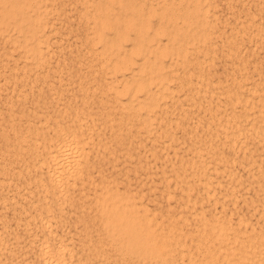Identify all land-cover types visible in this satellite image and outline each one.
<instances>
[{"label":"rangeland","instance_id":"obj_1","mask_svg":"<svg viewBox=\"0 0 264 264\" xmlns=\"http://www.w3.org/2000/svg\"><path fill=\"white\" fill-rule=\"evenodd\" d=\"M105 1H106V3H105ZM193 1L195 2V0H189V1L188 0H156V1L155 0H40V4L43 5L42 8L45 10V12H44V14L42 16V25H40V27H39V29L41 28V30H39V32H38V35L40 36V41H39L38 45H39V51H41V52H40V57H36L37 59L29 57V56L27 57V59H25L26 56L24 55V51H22V49L20 47L13 45V42L10 39L14 35H16L13 28H12L11 31L9 30V29H11L10 27L6 28V30L3 29L5 32L9 31L8 33L6 32L7 34L4 33L3 30H0V35H1L0 36V57H1L0 58V127H1L0 128V150H1V152H0V154H1L0 155V168L2 169V170L0 169L1 170V172H0L1 176L0 177H3V179L0 178V187H2V189H0V201H1L0 202V206L3 207V208L0 207L1 208L0 209V241L3 242V244H2V242H0L2 244V245L0 244L1 245L0 246V252H1L0 253V260H1L0 264H8V262H9V264H22V262H23V264H42V263H44V261L41 260V258H40V256H42L43 254H41L42 252L39 253L40 252V250H39L40 241L42 242L40 245H42L43 247L46 245V247H48V248L51 247L53 244L55 246L59 245L61 241H62L61 244H63V245H64V243H68V244L65 245V247L67 245H69L72 248L69 247V246H67L66 248L64 247V249H66V252L69 251L68 255H66L64 257L67 259V257L71 255L68 258L69 262L66 259L64 260L67 264H69V263H74V264H93L94 260H95L94 261L95 264H101V263L102 264H105V263H107V264H117V263H119V264H122V263L123 264H126V263L127 264H135L136 263L137 264V263H139V261H141L140 262L141 264H145V262L147 264H152L153 262H154V264H158L155 261L146 260L147 258H145L144 260L142 258H141L142 260L140 258L138 259V257H135V256H134L135 257L134 258V257H132L133 255H131V254H126V256H125L122 253L121 255H123V257H121L120 256L121 252L119 251L118 248H116L117 246L116 245L113 246L110 243L109 238L107 237V235L105 233V230H103V228L101 226V222L99 220L100 217H99L98 212L96 211V208H95L97 206V204H98V201H99L101 195H102L101 194L102 191L103 190H107V189H109L111 191L114 190L113 192L119 193L120 195H123L125 193L129 194L131 196V200L136 203V206L140 207V208H143L144 211H146V213L148 215L147 217H148L151 229H155L156 233H160V232L161 233H165V232L166 233H171V231L174 232L175 234L177 233L176 235L178 237L179 243H177V245H176V243H173L172 245H174V246L171 245L173 247V250H171V251H173V253L174 252L175 253L171 255L172 252L169 251L170 255H168L169 258L167 260L168 263H170L171 260H172L171 264H178L179 262H180L179 264H181L182 261H183V264H191V262H188L187 256H188V258H190L192 260V262L194 264H204V263L205 264H208V263L209 264H214L212 262L210 263L209 253H207V252L210 251V246L211 245H212L213 248L216 247L215 243L208 244V248H207V246H204L205 249H204V247L202 249V246L205 243V239H203V238L207 237L206 234L208 233V230L205 231L208 228L207 225H205V223L210 222L211 221V219H210L211 217H212V223L216 222V220L217 221L218 220L219 221L220 220L224 221L225 219H227L225 221H227V222L229 221L231 226H234V225L237 224L239 226L246 227L248 233L255 232V233H258V234H264V232H262V229L264 230V212H263V214H262V212H260L262 210L264 211V205H263L264 197L261 198V196H264V192H263L264 189H262L260 191V187H259V186H261V188L264 187V180H263L264 179V176H263L264 175V165H263L264 164V156H262L263 153H264V150L262 149V148H264V144H263L264 143V136L261 134V132H263V134H264V125H263L264 124V111H263L264 110V101H263L264 100V35H263L264 34V0H258V1L257 0L256 1L255 0H244V1L243 0H226V1L225 0H222V1L221 0H209V1L206 0L205 2L208 3V6L205 9L206 11L203 12L204 15L206 16V18L203 15V16H201V17L199 16L197 18L193 17V19H192V17H188L187 15L190 14L189 13V9L191 8ZM198 1L200 3L202 1V4H205L203 2V0H198ZM123 2H125V3L128 2L129 3V7L127 9H121L120 8V5ZM145 2L146 3L148 2L147 3L148 6H147V4H145ZM154 3H155V5H154ZM57 4H58V6H57ZM102 5H105V8H108L106 13H109L110 15L116 14L117 16H122V15H124L125 17L128 16L127 18H130L131 22H138V19L140 17H142L141 20H145L147 22V28L142 33L136 34L137 30L130 29L128 31L129 34H128L127 38H123L119 42L118 51H119V53H122V52L123 53H129L130 52L129 49H133V47H135L137 45V42L139 41V39H140V45H144V44L147 43V44H149L150 49L145 50V48L141 46L142 53L139 54V55L134 53L131 56L132 58L134 57L135 63L134 64L131 63L130 66L128 65L129 66L128 68H123L122 70H119V71L117 70L118 72L117 71H113V74H111L112 70H109V68L106 66L107 65V61H108L107 60V55H103L102 56L101 54H99L100 50H101L99 48L100 47V43H98L96 40L94 41L95 36H94L93 31L91 29L92 28L91 23H93L92 19L101 16L103 14V12H104V10L102 12H99V7L102 6ZM47 6H48V8H47ZM179 6H180V8H178ZM189 6H190V8H189ZM112 7H114L115 9L112 8ZM186 8H188V9H186ZM95 9H97V10H95ZM120 9L123 10V11H119ZM65 10H66V12H65ZM88 10H90V11H88ZM168 10L170 12H168ZM185 11H186V14H185ZM209 11H210V13H209ZM168 13H169V15H168ZM166 14H167V16H166ZM175 14H176V16H175ZM181 15H183V16H181ZM241 16H242V18H241ZM54 17H55V19H54ZM234 17H235V19H234ZM52 18H53L54 21L51 20ZM200 18H201V20H200ZM57 19H58V21H57ZM49 21H50V23H49ZM240 21L241 22L243 21L242 24L240 23ZM154 23H156V25ZM181 23H182V25H181ZM201 23H203V24H201ZM260 23H263V26H260ZM194 24H196V25H194ZM153 25L155 26V30L153 28L154 27ZM186 25L188 26V28H186L187 27ZM179 27H180V29H179ZM183 27H184V29H183ZM236 27H238V28H236ZM192 28H194V29H192ZM195 29H197V30H195ZM103 31H105V37L106 38L108 37L107 39H109V38H110V40H112V38L114 39V35H113L114 31H113L112 28L104 29ZM196 31H198V33ZM205 31H206V33H204ZM258 31H260V32H258ZM90 32H91V34H90ZM207 32H209V33H207ZM62 33H64V35ZM149 33H151V35ZM257 33L259 34L260 37L257 35ZM5 34H6V36H5ZM171 34H173V35H171ZM195 34H197V35H195ZM200 34L203 35V36H201V39H200ZM10 35H12V37ZM175 35L177 36L176 38L174 37ZM252 35H254V36H252ZM3 36H5V37H3ZM7 36H8V38H7ZM41 36L43 37V39L41 38ZM186 36H187V39H186ZM1 37L3 38V40H2ZM59 37H60V39H59ZM190 37H192V39ZM196 38H197V40H196ZM198 39H200L201 41L198 40ZM218 39H219V41H218ZM180 40H181V42H180ZM229 40L230 41L232 40L231 44H230ZM258 40H260V41H258ZM1 41H3V42H1ZM8 41H9V44H8ZM183 41H187L188 43H184ZM223 41H225V43ZM44 42H45V44H44ZM191 42H193L192 45H191ZM1 43H2V45H1ZM132 43H133V45H132ZM173 43H174V45H173ZM208 43H211L213 45H210ZM161 44L162 45L165 44V46L167 45L166 46L167 48L170 47V49L172 50L173 53H174V49H175V54L167 53V54H164V56L162 55L161 57L158 58V61H161L162 65H164V70L168 72V75H169L168 79L169 80L166 83L171 88L168 87L165 90L164 93H166V94H163V95L160 94V97H159L158 101H159V104L162 103L163 105L162 104L161 105L158 104L157 106L156 105L153 106L151 108L152 110L151 109L148 110V113L151 114V115L147 119V120H149V123H150V126L147 129L146 126L144 125V123H142V120H141L143 118V116H145V108H137V107H135V110H134V108H132V106L130 105L131 103H129V101L127 99L128 98V96H127L128 93L121 92L119 94L114 95L113 90L108 88V87H109V84H112V85L118 86V88H120L121 86H119V85H122V83L125 82V81H128V80L131 81L130 78H136V76L139 77L137 79H140V77H141V80L144 79L145 78L144 76L147 75V73H146L147 71H144V72L140 71L139 72L135 68L140 63V61H141L140 58H141V56L143 57V55L145 57L149 56L148 61L150 62L151 61L150 59H152L151 56H153V54H155L157 52L158 47H161ZM232 44H234L235 46L234 45L232 46ZM226 45L228 46V48H227ZM229 45H230V47H229ZM13 46L15 47V49L13 48ZM175 46H176V48H175ZM200 46H201V48H200ZM58 47H60V48H58ZM44 48H45V50H43ZM194 48H195V50H194ZM199 48H200V51H199ZM127 49H128V52H127ZM152 49H153V51H152ZM181 49H182V52H181ZM224 50H226V51H224ZM2 51H3V53H2ZM146 51H147V55H146ZM210 51H212V52H210ZM215 51H216V53H215ZM236 51H238V52H236ZM240 51H242L241 54H240ZM7 53H9V54H7ZM180 53H182V55ZM194 53H195V55H194ZM16 54H18V55H16ZM236 54L240 55V56H236ZM9 55L12 56V57H9ZM46 55H48V57ZM200 56H201V58H200ZM223 56H226V57H223ZM206 57L209 60L212 59L211 61L213 63L209 62V60ZM38 58H39V60H38ZM173 58H174V60H173ZM102 59H103V61H102ZM137 60L138 61L140 60V61L138 62ZM169 61H170V63H169ZM227 62H229V63H227ZM239 62L241 63V65H240ZM164 63L166 64V66H165ZM205 65H206L207 69L205 68ZM95 66H97V68ZM195 66L199 67L202 70L196 68ZM10 67H11V69H10ZM184 67H186V68H184ZM69 68H70V70H69ZM190 68H191V70H190ZM241 68H244V69H241ZM21 69L23 71H21ZM196 70H197V72H196ZM6 71H8V72H6ZM92 71H94V72H92ZM103 71H104V73H103ZM185 71L187 73L189 72V74L184 73ZM194 71L196 73H198V75L196 73H193ZM26 72H27V74H26ZM225 72H226V74H225ZM200 73H203V74H205V76H207V75L208 76L205 77L203 74H200ZM18 74H19V76H18ZM185 74H187V75H185ZM199 74L203 75L204 77L200 76ZM188 75L191 76V77H189ZM242 75H243V77H242ZM250 75L252 77H249ZM196 76H197V78H196ZM246 77H248V78H246ZM117 78H119V79H117ZM123 78H125V80ZM194 78H195V82L193 81ZM213 78L216 79V80H213ZM191 79H192V83L190 82ZM223 81H224V83H223ZM251 81H253V82H251ZM116 82L118 83V85H117ZM120 82H122V83L119 84ZM196 82H197V85H196ZM198 82H200V83H198ZM183 83H184V85L186 83V85L184 86ZM187 83H189V84L191 83L190 85L188 84V87L190 86L191 90H190V87L189 88L187 87ZM242 83L243 84L245 83L246 85L245 84L243 85ZM9 84H10V86H9ZM193 84H194V86H193ZM59 85H60V87H59ZM171 85L173 87L174 86L175 87L172 88ZM219 85H221L222 88L223 87H225V88L222 89V88H220ZM226 85H227V87H226ZM238 85H239V87H238ZM153 86H155V87H153ZM178 86L180 88H178ZM215 87H216L217 91H219V92H217V91L216 92H212V90H214V91L216 90ZM262 87H263V89H262ZM232 88H234V90ZM247 88H249L250 91ZM147 89L150 90V92L154 96L155 95L159 96V93H161V91H162L161 88H157V86L155 84H153V83H147ZM158 89L160 90V92L156 91ZM224 89H226V91ZM195 90H196V92H195ZM203 90H205V93H204ZM245 90H248V91L245 92ZM184 91L186 92V94H185ZM234 91H235V93L237 95L236 94L233 95ZM237 91H238V93H237ZM251 91H252V93H254V92H256V93L252 94ZM201 92L203 93V95H202ZM14 93H16V95ZM213 93H216V94L214 95ZM21 94H23V95L21 96ZM142 94H143V91H140V92L138 91L137 93L135 92V95L136 96L138 95L139 97L142 96ZM188 94H190V95H188ZM195 94H196V96H195ZM217 94H218V96H216ZM246 94H248V95H246ZM78 95H80V96H78ZM165 95H166V97H165ZM176 96H177V98H176ZM212 96H214V97H212ZM235 96H236L237 100L235 99ZM245 96H247L246 98H249V96H250V98H249L250 100L249 99H245ZM83 97H84V99H83ZM205 97H206V99H208V98L209 99L205 100ZM226 97H228V98H226ZM230 97H232V98H230ZM242 97H243V99H242ZM252 97H255V99L252 98ZM251 98H252V100H251ZM261 98L263 99L262 102H261ZM42 99H43V103H42ZM213 99H215L217 101L220 100V102H216ZM4 100H5V102H4ZM98 100H100V101H98ZM122 100H123V102H122ZM227 100L229 101V103H228ZM242 100L245 101V103ZM224 101L226 103H224ZM252 101H253V104H252ZM167 102H168V104H167ZM213 102L214 103L216 102V103L213 104ZM255 102H256V104L260 103V104L257 105V107L260 106L261 110L259 108L255 110V106H256ZM164 103H165V105H164ZM197 103H198V105H197ZM242 103L245 106H243ZM179 104H181V105L179 106ZM202 104H204V105L202 106ZM80 105H81V107H80ZM169 105H170V107H169ZM223 105L225 106L226 110L223 108L224 107ZM26 106L28 107L27 110H26V108H27ZM85 106H86V108H85ZM127 106H129V107L127 108ZM237 106H238V109H237ZM253 106H254V109H253ZM166 107H167V109H166ZM221 107H222V109H224L223 111H225V112L221 111L222 110ZM228 107L229 108L231 107L232 110H231V108L229 109ZM250 107H252V108L250 109ZM61 108L63 109V111L61 110ZM162 108H164V109H162ZM213 108H217L216 111L219 112V113H215L216 111ZM72 109H74V112H73ZM54 110L56 112H54ZM165 110H166V112H165ZM172 110H173V112H172ZM235 110H238L239 112L235 111ZM259 110H260L261 113L259 112ZM213 111H215V112H213ZM82 112H83V115H81ZM131 112L134 113V114H132ZM152 112H154V113H152ZM226 112L228 114H226ZM87 113L89 115H87ZM129 113L131 115H129ZM221 113H222V116H220ZM262 113H263V116H262ZM196 114H198V115H196ZM229 114H230V116H229ZM236 114H237V116H236ZM240 114L241 115L243 114V115L241 116ZM258 114L259 115L261 114L260 115L261 117ZM10 115H11V117H10ZM73 115H74V117H73ZM85 115H86V117H85ZM90 115H91L92 119H91ZM206 115L208 117H206ZM209 115L211 116V118H210ZM225 115H226V117H224ZM250 115H252V117H249ZM80 116L82 117V119H81ZM216 116H217V118H216ZM240 116L244 117V118H241ZM245 116L248 117V119ZM253 116H255V117H253ZM89 117H90V119H89ZM190 117L192 118L191 120H190ZM230 117H231V119H230ZM85 118H86V120H83ZM195 118H197L198 120L195 119ZM203 118H204V120H203ZM205 118H207L208 120L205 119ZM218 118H219L220 122H219V120H217ZM256 118H258L259 120L256 119ZM78 119L79 120L81 119L80 122H82V121L83 122L81 124H78V123H80ZM237 119H238L239 122L237 121ZM90 120H92L91 121L92 124H91ZM172 120H175V121H172ZM195 120H196V122H194ZM205 120H207V121H205ZM222 120H223V122H222ZM253 120L254 121L256 120V121L254 122ZM68 121H69V123H68ZM84 121H85V123H84ZM251 121H253V123ZM168 122H169V124H168ZM229 122H230V124H229ZM259 122L262 123V124H259ZM59 123H61L60 127L62 129L59 127V125H60ZM63 123H65V124H63ZM86 123L90 126L91 132H89L90 130L88 129L89 133L87 132V129H86V126L88 128V125ZM194 123H196V125ZM232 123H234V125L235 124H237V125L234 126ZM245 123H247V124H245ZM250 123H252V125L254 127ZM43 124H45V125H43ZM212 124H214V125H212ZM257 124H259L258 127H257ZM47 125H50L51 127L47 126ZM76 125H78V127ZM224 125L227 126V128ZM247 125H249V126H247ZM192 126L196 127V128H192ZM203 126L205 128H203ZM250 126L252 128H250ZM173 127H174V129L172 130ZM181 127H182V129H181ZM232 127H233V129L235 127H236V129L239 128V127H241V128H240V130H237V131H236V129H234L235 130L234 131V130H231ZM39 128H40V130H39ZM94 128H95V130H94ZM117 128H118V130H117ZM158 128H160V129L158 130ZM57 129H59V131ZM78 129H80V130H78ZM149 129H151V130H149ZM188 129L190 131H188ZM223 129H226L227 131L230 130V134L231 135L235 134V135H233V136L228 135V134L225 135L224 132H222ZM260 129H262V130H260ZM60 130L65 131V132H66V130H67V132H69V130H72V131L75 130L74 132H76V135L80 133L78 135V138L80 140L82 139L81 144L80 145L78 144L79 145L78 149H76V150L73 149L72 156H73L74 160H78V161H76V164L78 162L80 163V164L77 165V167H79L78 170L82 174L79 173V171H77V169L74 168L79 174L76 173V171L74 169H71V166L67 165L68 164V163H66L67 161H64L67 166L64 167V170H62V171H64V173L61 172V174L66 175L65 176L66 179H64L65 178L64 175H61V177L63 179L61 178V182L59 183V185H54L53 181L51 180V178H48L49 175H50L49 174L50 172H48V171L51 168L50 167L51 163L49 162V159L47 158V156H48V153H51L52 151L56 150V145L55 144L58 142L57 139H58V135L60 133ZM84 130H85V132H84ZM99 130H100V132H99ZM186 130L190 133L189 137H188L189 133H187ZM198 130H199V132H198ZM252 130H255L256 134H255V131H252ZM33 131H35V132H33ZM248 131L249 132L251 131L250 134L252 133V135H250ZM48 132L51 135L47 134ZM86 132L88 133V135L91 134V136H89L91 139L89 137H87L88 135H86L87 134ZM94 132H95L96 135L94 134ZM176 132H178V133L175 134ZM238 132L241 133V134L239 133V136L236 135ZM246 132H248L247 135H246ZM257 132H258V134H257ZM81 133L84 134L85 137ZM52 134H53L54 138L51 137ZM213 134H214V136H213ZM243 134L246 137H244ZM80 135H81V138H80ZM98 135H99V137H98ZM257 135H260L261 139ZM95 136H96V138H95ZM174 136H176L177 141H176ZM177 136H179V137H177ZM27 137H29V138H27ZM32 137H33V139L35 137L34 140L36 142H34V144H33ZM216 137L218 138V140H217ZM230 137H231V140H230L231 142L229 143V138ZM252 137H254V138H252ZM102 138L104 139V141H102L103 140ZM168 138H170V139H168ZM208 138H210L209 139V143H208ZM255 138L258 141H256ZM47 139H50L49 142L47 141ZM223 139H224V141H223ZM240 139H242L244 141H242ZM250 139H251V141H250ZM54 140H56V141L53 142ZM191 140H193L194 144L191 142ZM237 140H239V141H237ZM101 141H102V143H100ZM17 142H18V144H17ZM47 142H48V145H46ZM92 142H93V144H92ZM107 142H109V143H107ZM127 142H128V145H127ZM161 142H162V144H161ZM224 142H225V144H224ZM90 143H91V145H90ZM136 143H137V145H136ZM179 143H180V145H179ZM242 143H243V146L241 147ZM254 143H255L256 146L255 145L252 146ZM10 144H11V146H10ZM16 144H17L18 147H16ZM212 144H215V146L212 145ZM20 145H21V147H20ZM32 145H33V147H32ZM162 145H163L164 149L162 148ZM188 145H190V146H188ZM207 145H208L209 148L207 147ZM89 146H92V147H89ZM96 146H97V149L95 148ZM154 146H157V147L154 148ZM226 146H227V148H226ZM48 147H49V149H48ZM80 147H81V149H80ZM232 147H233V149H232ZM260 147H262V148H260ZM35 148H37V149H35ZM86 148H87V151H86ZM148 148L150 150L153 149V152H152V150L149 151ZM159 148H161V149L159 150ZM219 148H221V150ZM248 148L249 149L251 148V149L248 150ZM47 149H48V151H47ZM129 149H130V151H129ZM191 149H192V151H191ZM193 149H195L196 151L193 150ZM226 149H228V151ZM84 150H85V153H84ZM197 150L199 152L198 154H197ZM204 150H206V151L204 152ZM242 150H244V152H246V153H243ZM18 151H20L22 153H20V155H19ZM38 151L40 153H38ZM88 151H89V153H87ZM2 152H4V153H2ZM16 152H17V154H16ZM46 152H48V153L45 154ZM92 152H94V154ZM207 152L210 153V154H207ZM233 152H235V153H233ZM76 153H77L78 156L81 155L79 157V159H78V156L76 155ZM150 153L152 155H149ZM250 153H251L252 157L250 156ZM211 154H213V155H211ZM221 154H223V155H221ZM234 154H235V156H233ZM4 155L7 158L4 157ZM36 155H37V157H36ZM122 156H123V158H122ZM174 156H175V158H174ZM200 156H201V158H200ZM208 156L210 157V159H209ZM238 156H240V158H238ZM34 157H35L36 161H35ZM194 157H196V159ZM232 157H233V159H231ZM234 157L235 158L237 157V159H234ZM160 158H162V159H160ZM244 158L246 159V162H245ZM32 159H33V161H32ZM190 159H191V161H190ZM197 159L200 160V161H197ZM213 159L215 161H213ZM216 159H219V160L216 161ZM3 160H4V162H3ZM227 160L229 161L228 163H227ZM45 161H46V163H45ZM177 161H178V163H176ZM196 161H197V163H196ZM204 161H205V163H204ZM219 161H221V162L219 163ZM241 161L245 162V163H242ZM31 162H32V164H34V163L35 164L32 165ZM235 162H237V163H235ZM253 162H255L257 165H259V168ZM6 163H7V166H5ZM189 163H191V164H189ZM45 164H47V165H45ZM173 164H174V167H173ZM200 164H202V166ZM204 164H206V165H204ZM212 164H214L215 166H213ZM227 164L230 165V166H228ZM236 164L237 165L240 164V165L237 166ZM8 165L10 167L12 166L11 167L12 169ZM38 165H39V167H37ZM44 165H45V167H44ZM145 165H146V167H145ZM194 165H196V166L194 167ZM199 165H200V167H199ZM222 165L223 166L225 165L227 170L225 169V167H222ZM34 166H35V168H34ZM241 166L244 167L243 171H242ZM246 166L249 167L248 168L249 171L247 170L249 173L246 172V169H247ZM262 166H263V168H262ZM97 167H99V168H97ZM210 167L212 169H213V167H214V169H215V167L218 168V169H216V171L212 170V169L209 170ZM221 167L223 168V171H221L222 170ZM132 168H134V169L132 170ZM192 168H193L194 171L192 170ZM202 168H204L203 170H205V173L202 170ZM173 169H175L174 171H177L176 172L177 174H175ZM207 169H208V171H207ZM32 170H33V172H32ZM68 170H69V172H67ZM191 170L193 172H190ZM233 170H234V172H233ZM29 171H31V172H29ZM251 171H252V173H251V175H249ZM27 172H29V173H27ZM206 172L210 176H208V174ZM253 172H254V174H253ZM1 173H3V174H1ZM70 173H71V175H70ZM75 173L78 174L79 176H77ZM180 173L182 174V176H181ZM189 173H194V174L191 175ZM232 173H235V176H233ZM80 174H81V177H80ZM139 174L140 175L142 174V175L140 176ZM173 174H174V176H173ZM195 174H197V175H195ZM198 174H199V176H198ZM46 175H47V177H46ZM122 175H125V176H122ZM131 175H132V177H131ZM163 175H164V177H163ZM178 175L180 177L179 179L177 177ZM185 175H187L186 176L187 178L185 177ZM189 175H191V176H189ZM236 175H237V179H236ZM255 175H257V176H255ZM35 176L38 179L37 178L34 179ZM70 176L72 177L71 179H70ZM73 176H74V178H73ZM101 176H103V177H101ZM196 176H198V178H196ZM219 176L222 177L221 178L222 180L220 179ZM76 177H78V179ZM117 177H118V179H117ZM228 177H230L229 178L230 181H229ZM248 177H251V178L248 179ZM261 177H263V178L260 179ZM166 178H167V180L165 181ZM181 178H182V180H181ZM244 178H245V180H244ZM256 178H258V179H256ZM39 179H41L40 182H39ZM79 179H81V181ZM215 179H217V184L215 182ZM226 179H228V181ZM14 180H15V182H14ZM83 180H84V182H83ZM71 181L73 183H71ZM162 181H164V182H162ZM173 181H175V182L172 183ZM181 181H182V183H181ZM183 181H184L185 185L183 184ZM190 181H192L193 185H191V186H193V187L189 186L191 184ZM212 181L216 184L215 186H214V184H211V183H213ZM146 182H148V183H146ZM177 182L178 183L180 182V184L178 185ZM205 182L206 183L208 182L207 183L208 185ZM242 182H243L245 188H243ZM256 182H257V184H256ZM5 183H8L7 187H5L6 186V185H4ZM11 183H14V184H11ZM78 183H80L79 186H78ZM188 183H189V185H188ZM218 183H221L223 185V187H222L221 184H219V186L217 187ZM251 183H253V184H251ZM32 184H33V186H32ZM52 184H53V187H52ZM71 184H72V186H71ZM162 184H163V186H162ZM210 184L212 185V187L214 186L213 187L214 190H213V188H211ZM226 184H227V186H226ZM249 184L251 186L253 185V187H251ZM260 184H263V185H260ZM18 185H20V186H18ZM38 185H40V186L42 185L41 186V191H40V188H39ZM232 185H233L234 188L232 187ZM23 186H24L25 189H23ZM44 186H46L47 188L44 189ZM49 186H51L52 188L49 187ZM178 186H180V188ZM196 186H198L200 188L198 189V188H196ZM202 186L205 187L209 191V193H211V194H208V192H207V190L205 188L204 189L206 191H204ZM254 186H256L257 189ZM59 187H61V188H59ZM181 187L184 188V191L182 190L183 188H181ZM185 187H186V189H191V188L192 189L190 191H188V190L185 189ZM208 187H210V188H208ZM227 187H228V189H227ZM246 187L248 189H250V190L254 189L253 190L254 193H253V191L251 192L250 190L246 189ZM28 188L31 190V192L29 191ZM119 188L121 190H119ZM221 188H223V189L220 190ZM26 189H28V190H26ZM43 189H44V193L42 192ZM51 189L52 190L54 189L53 190L54 193H53V191ZM59 189H60L61 192L59 191V193H58L57 191ZM71 189H72V191H70ZM76 189H78V190H76ZM210 189H212L213 191L212 190L210 191ZM242 189H243V191H242ZM5 190H9L8 192H10V193H8ZM16 190L19 191L18 192L19 194L16 193ZM47 190H48V192H47ZM62 190H64V191H62ZM65 190H67V192ZM223 190L225 191V194L222 193ZM81 191H83V192H81ZM165 191L166 192L169 191V192L165 193ZM182 191L185 192V193L187 192V193L185 194ZM215 191H216V193H215ZM218 191H219V193H222L223 195L222 194L219 195ZM229 191H231V192L228 193ZM34 192L37 193L38 195L35 194ZM51 192L53 193V195L57 194L58 197L57 196H55V197L52 196ZM206 192H207V196L209 195L208 199H206L207 198L206 195H205ZM256 192L259 193V194L261 192L262 193L259 196V194H255ZM4 193H6L7 196ZM160 193H161V195L159 196ZM217 193H218L219 196H217ZM233 193L234 194L236 193V195H234ZM15 194H17V195H15ZM61 194L65 195V196H62ZM70 194H72V195H70ZM95 194H96V196H95ZM245 194H246V196H245ZM253 194H254V196H252ZM186 195H188V198H187ZM204 195H205V197H204ZM221 195L223 197H221ZM225 195H227V196L230 195V198L227 197V196L225 197ZM12 196L14 197V200H13ZM43 196L44 197L46 196V198H45L46 201L43 200L44 198L42 199L43 201L40 200ZM70 196H71V198H70ZM81 196H82V198H81ZM27 197H29V198H27ZM66 197L68 199H66ZM138 197H139V199H138ZM173 197H175V198H173ZM48 198H51V199H48ZM61 198H62V200H64V203L62 202V204H61L62 206L60 205L61 202H59V201H62ZM164 198H166V199H164ZM202 198H203V200H202ZM204 198H205V200H204ZM211 198L214 199V202H213V199H211ZM218 198H219V200L222 199L221 200L222 202L217 201ZM235 198H237V199H235ZM247 198H248V200H247ZM9 199L10 200L12 199V200L10 201ZM78 199H81L82 202H81V200H78ZM93 199H94V201H93ZM144 199H145V201H144ZM185 199H187V202L185 201ZM233 199L235 201H233ZM197 200L200 203H198ZM29 201H30V204H29ZM44 201H45V203H43ZM91 201H93V202H91ZM258 201H260V203H262L261 204L262 208L260 207V203ZM261 201H263V202H261ZM32 202H34V203H32ZM183 202H186V204L189 206V209H188L187 205H185V206L183 205L184 204ZM208 202H210V203H208ZM211 202H213V203H211ZM218 202H220L223 206L221 204H219ZM233 202H234V207L232 206ZM5 203L7 205H5ZM24 203H26V204L24 205ZM53 203L55 205H53ZM142 203H144V204H142ZM181 203H183V204H181ZM236 203H238V204H236ZM246 203L248 204V206H247ZM191 204H192V207H191ZM212 204L213 205L215 204V205L212 206ZM255 204L257 206H255ZM8 205L9 206L11 205V206L9 207ZM20 205L22 206V208H20ZM220 205H221V209L219 208ZM207 206H208V208H205ZM217 206H218L219 209L217 208ZM169 207H170V209H169ZM254 207H256V208H254ZM47 208H49V209H47ZM62 208H64L65 211L62 210ZM200 208H201V210H200ZM222 208H224V209H222ZM253 208L256 211H254ZM11 209H13V211H11ZM36 209L37 210L39 209V212ZM150 209L151 210L153 209L151 211V213H150ZM229 209H231V211ZM16 210H17V212H16ZM26 210H27L28 213L26 212ZM34 210L38 214H36V212ZM45 210L47 212L49 211L48 215H47V213L45 214ZM156 210H158L159 212L156 211ZM251 211H253V212H251ZM3 212L5 214H3ZM54 212H55V214H54ZM152 212H153V214H152ZM187 212H191V213H187ZM211 212H212V214H211ZM8 213H9V215H8ZM19 213H20V215H19ZM43 213L45 215H47L48 218ZM56 213H58L59 215L56 214ZM199 213H202V215L199 214ZM251 213L253 214V216H251L252 215ZM10 214H13V215L10 216ZM49 214H51V218L55 219L54 221H53V219L50 218ZM163 214H165V215H163ZM195 214H196V216H195ZM226 214L228 216H226ZM237 214H238V216H237ZM184 215H185V217H184ZM197 215H198V217H197ZM216 215L218 216V218H217ZM43 216H45V217H43ZM60 216H62V217H60ZM167 216H168V218H167ZM173 216H175V217L173 218ZM180 216H181V219H180ZM200 216H201V218L203 216L202 221L203 222L205 221V222L201 223V225L202 224L203 225L199 228L200 222H201ZM205 216H208L209 218H207ZM260 216H262V217H260ZM9 217H11V218H9ZM13 217L17 218V219H15L16 221L14 220ZM30 217H32V218H30ZM243 217H244L245 220L243 219ZM257 217H258V219H256ZM24 218H26L25 219L26 221L24 220ZM45 218L48 219V220H46ZM214 218H216V219H214ZM39 219H40V227H38ZM185 219H186V221H185ZM240 219H241V221H239ZM251 219H252V221H250ZM166 220H168V221H166ZM187 220H188V222H187ZM199 220H200V222H199ZM207 220H209V221H207ZM13 221H14L15 224L13 223ZM50 221H51V224H50ZM242 221H244L243 223H245V225L244 224L242 225ZM58 222H60V224ZM192 222H193L194 227H193V225H191ZM249 222H251V224H249ZM256 222L258 224L255 225ZM8 223L10 225H8ZM48 223L51 226L50 225L48 226ZM169 223H170V226H169ZM232 223H234V224H232ZM11 224H13V225H11ZM27 224H28V227H27ZM259 225H260V227H259ZM41 226H43V227H41ZM67 226H68V228H67ZM74 226L76 228H74ZM49 227H50V229H49ZM167 228H168V230H167ZM95 229L97 230V232H96ZM202 229H203V232L201 231ZM6 230H7V232H6ZM46 230L48 231V233H46L47 232ZM49 230H51V231H49ZM165 230H167V231H165ZM58 231H60V232H58ZM181 231H182V235L180 234ZM186 231H187V233H184ZM69 232H70V234H68ZM52 233H54V235ZM14 234H16V240L14 239V237H15ZM59 234L62 236L61 238H59V236H60ZM183 235H185L184 236V240L182 238ZM40 236H41V239H40ZM47 236H49V237H47ZM66 237H68V238H66ZM99 237H100V239H99ZM17 238H19V239L17 240ZM51 238H53V239H51ZM54 238H55V241H54ZM105 238H106V241H105ZM42 239H43L44 242L42 241ZM4 240H6L8 242H5ZM49 240L53 241L52 245H51V241H49ZM193 240L195 241V243L193 242ZM15 241H16V243H15ZM256 241H258V240H255L254 243ZM12 242H14L15 244L12 243ZM180 242H181V244H180ZM4 243H5V245H4ZM46 243H49L51 246H48V244H46ZM208 243H209V241H208ZM7 244H8V246L11 244L9 246V249H8ZM102 244L103 245L107 244V245L106 246H102ZM18 245L20 246V248H19ZM54 245L52 247H54ZM192 245L193 246L196 245V246L193 247ZM198 245H199L200 248L198 247ZM3 246H4V248L2 250L1 247H3ZM42 246H40V248H43ZM97 246H98V248H97ZM100 246H101V248H100ZM212 247H211V249H212ZM10 248H12V249H10ZM86 249H87V251H86ZM195 249H196V252H195ZM208 249H209V251H207ZM180 250H181V253H180ZM190 250H192V251H190ZM186 251L187 252L190 251V252H188V254H187ZM200 251H202V252H200ZM212 251H214V250L212 249ZM97 252H98V254H97ZM100 252H101V254H100ZM117 252L119 253V255L117 254ZM93 253H94V255H93ZM113 254H114V257H116V258L113 257ZM88 255H89L90 258L88 257ZM130 255H131V258H129ZM179 255H180V258L182 257L184 259H180ZM193 255H195V256H193ZM171 256H175V257H171ZM82 257H83L84 260H82ZM120 257H121V259H120ZM127 257H128V260L126 262ZM170 258H172V259H170ZM4 259H5V261H4ZM14 259H16V260H14ZM73 259L75 260V262H74ZM177 259H178V261H177ZM98 260H100V261H98ZM133 260H135V261H133ZM76 261H77V263H76ZM82 261H84V262H82ZM129 261H131V263H128ZM113 262H115V263H113ZM215 264H217V263H215Z\"/></svg>","mask_w":264,"mask_h":264},{"label":"bare ground","instance_id":"obj_2","mask_svg":"<svg viewBox=\"0 0 264 264\" xmlns=\"http://www.w3.org/2000/svg\"><path fill=\"white\" fill-rule=\"evenodd\" d=\"M156 1V0H155ZM189 1V0H188ZM206 0H203V2L205 3V4H202V1H201V3L198 1V0H195V2L193 1V3H192V6H191V8H190V6H189V13L190 14H188L187 16L188 17H192V19H193V17H195V18H197V17H201V16H203L204 15V11H206L205 9L207 8V6H208V3L207 2H205ZM209 1V0H208ZM222 1V0H221ZM226 1V0H225ZM244 1V0H243ZM256 1V0H255ZM258 1V0H257ZM57 2V1H56ZM82 2V1H81ZM143 2V1H142ZM153 2V1H152ZM213 2V1H212ZM241 2V1H240ZM250 2V1H249ZM105 3H106V1H105ZM131 3V2H130ZM138 3V2H137ZM148 3V2H147ZM146 2H145V4H147ZM175 3V2H174ZM173 3V4H174ZM185 3V2H184ZM227 3V2H226ZM70 4V3H69ZM100 4V3H99ZM98 4V5H99ZM165 4V3H164ZM167 4V3H166ZM183 4V3H182ZM211 4V3H210ZM259 4V3H258ZM54 5V4H53ZM137 5V4H136ZM154 5H155V3H154ZM181 5V4H180ZM229 5V4H228ZM57 6H58V4H57ZM79 6V5H78ZM131 6V5H130ZM147 6H148V4H147ZM153 6V5H152ZM167 6V5H166ZM213 6V5H212ZM233 6V5H232ZM241 6V5H240ZM247 6V5H246ZM43 7V5H41L40 4V0H0V30H3V29H5L6 30V28H8V27H10L11 29H9L10 31L12 30V28L14 29V31H15V34L16 35H14L13 37H12V35H10L12 38H10L11 39V41L13 42V45L14 46H18V47H20L21 49H22V51H24V55L26 56V58L25 59H27V57L29 56V57H32V58H35V59H37L36 57H40V52L41 51H39V45H38V43H39V41H40V36L38 35V32H39V30H41V28L39 29V27H40V25H42V16H43V14H44V12H45V10L42 8ZM55 7V6H54ZM60 7V6H59ZM129 7V3L128 2H123L121 5H120V8L121 9H127ZM144 7V6H143ZM227 7V6H226ZM46 8V7H45ZM47 8H48V6H47ZM93 8V7H92ZM112 8H114V7H112ZM178 8H180V6L178 7ZM251 8V7H250ZM94 9V8H93ZM107 9L108 8H105V5H102V6H100L99 7V12H102L103 10H104V12H103V14L101 15V16H99V17H97V18H94V19H92V21H93V23H91V25H92V31H93V34H94V36H95V39H94V41L96 40L98 43H100V53L99 54H101L102 56L103 55H107V67L109 68V70H112V73L111 74H113V71H119V70H122L123 68H128L129 66H130V64L131 63H135V61H134V57L132 58L131 56H132V54H137V55H139V54H141L142 53V50H141V46L142 47H144L145 48V50H148V49H150V47H149V44H144V45H140V39H139V41L137 42V45L135 46V47H133V49H129V53H123L122 51V53H119V51H118V47H119V42L121 41V39H123V38H127V36H128V31L130 30V29H135V30H137L136 31V34H139V33H142L143 31H145V29L147 28V22L145 21V20H141V18L142 17H140L139 19H138V22H131L130 21V18H127L128 16H124V15H122V16H117L116 14H113V15H110L109 13H106V11H107ZM115 9V8H114ZM119 10V11H123V10ZM175 9V8H174ZM184 9V8H183ZM186 9H188V8H186ZM95 10H97V9H95ZM143 10V9H142ZM181 10V9H180ZM228 10V9H227ZM239 10V9H238ZM88 11H90V10H88ZM138 11V10H137ZM148 11V10H147ZM236 11V10H235ZM248 11V10H247ZM65 12H66V10H65ZM92 12V11H91ZM168 12H170L169 10H168ZM178 12V11H177ZM252 12V11H251ZM209 13H210V11H209ZM183 14V13H182ZM185 14H186V11H185ZM168 15H169V13H168ZM171 15V14H170ZM180 15V14H179ZM208 15V14H207ZM91 16V15H90ZM132 16V15H131ZM137 16V15H136ZM145 16V15H144ZM148 16V15H147ZM166 16H167V14H166ZM165 16V17H166ZM175 16H176V14H175ZM174 16V17H175ZM181 16H183V15H181ZM205 16V15H204ZM237 16V15H236ZM258 16V15H257ZM261 16V15H260ZM60 17V16H59ZM62 17V16H61ZM238 17V16H237ZM246 17V16H245ZM77 18V17H76ZM149 18V17H148ZM168 18V17H167ZM183 18V17H182ZM205 18H206V16H205ZM241 18H242V16H241ZM54 19H55V17H54ZM172 19V18H171ZM234 19H235V17H234ZM249 19V18H248ZM51 20H53V18L51 19ZM156 20V19H155ZM196 20V19H195ZM200 20H201V18H200ZM211 20V19H210ZM54 21V20H53ZM57 21H58V19H57ZM173 21V20H172ZM182 21V20H181ZM186 21V20H185ZM213 21V20H212ZM234 21V20H233ZM257 21V20H256ZM155 22V21H154ZM201 22V21H200ZM199 22V23H200ZM205 22V21H204ZM243 22V21H242ZM242 22L240 21V23L242 24ZM246 22V21H245ZM252 22V21H251ZM49 23H50V21H49ZM48 23V24H49ZM64 23V22H63ZM137 23V24H136ZM163 23V22H162ZM176 23V22H175ZM180 23V22H179ZM256 23V22H255ZM44 24V23H43ZM155 25H156V23H154ZM201 24H203V23H201ZM211 24V23H210ZM239 24V23H238ZM262 24V25H261ZM51 25V24H50ZM58 25V24H57ZM56 25V26H57ZM181 25H182V23H181ZM194 25H196V24H194ZM154 26V25H153ZM184 26V25H183ZM187 26V25H186ZM246 26V25H245ZM260 26H263V23H260ZM168 27V26H167ZM176 27V26H175ZM205 27V26H204ZM244 27V26H243ZM110 28H112L113 29V35H114V39L112 38V40H110V38L109 39H107L106 37H105V31H103L104 29H110ZM154 28V30H155V26L153 27ZM186 28H188V26L186 27ZM209 28V27H208ZM223 28V27H222ZM236 28H238V27H236ZM54 29V28H53ZM179 29H180V27H179ZM183 29H184V27H183ZM192 29H194V28H192ZM200 29V28H199ZM203 29V28H202ZM207 29V28H206ZM228 29V28H227ZM195 30H197V29H195ZM233 30V29H232ZM236 30V29H235ZM251 30V29H250ZM43 31V30H42ZM175 31V30H174ZM178 31V30H177ZM194 31V30H193ZM210 31V30H209ZM227 31V30H226ZM229 31V30H228ZM3 32L4 33H8L9 31H4L3 30ZM152 32V31H151ZM182 32V31H181ZM191 32V31H190ZM197 33H198V31H196ZM214 32V31H213ZM212 32V33H213ZM233 32V31H232ZM242 32V31H241ZM258 32H260V31H258ZM6 33V34H7ZM13 33V32H12ZM85 33V32H84ZM145 33V32H144ZM173 33V32H172ZM204 33H206V31L204 32ZM207 33H209V32H207ZM220 33V32H219ZM235 33V32H234ZM6 34H5V36H6ZM63 35H64V33H62ZM90 34H91V32H90ZM112 34V33H111ZM150 35H151V33H149ZM153 34V33H152ZM179 34V33H178ZM216 34V33H215ZM228 34V33H227ZM240 34V33H239ZM246 34V33H245ZM3 35V34H2ZM9 35V34H8ZM112 35V36H113ZM132 35V34H131ZM171 35H173V34H171ZM195 35H197V34H195ZM205 35V34H204ZM209 35V34H208ZM230 35V34H229ZM250 35V34H249ZM257 35L259 36V34L257 33ZM256 35V36H257ZM262 35V34H261ZM264 35V34H263ZM262 35V36H263ZM1 36V35H0ZM5 36H3V37H5ZM62 36V35H61ZM133 36V35H132ZM153 36V35H152ZM155 36V35H154ZM180 36V35H179ZM194 36V35H193ZM201 36H203V35H201L200 34V39H201ZM217 36V35H216ZM238 36V35H237ZM252 36H254V35H252ZM261 36V37H262ZM72 37V36H71ZM111 37V36H110ZM171 37V36H170ZM175 38L177 37L176 35L174 36ZM209 37V36H208ZM223 37V36H222ZM232 37V36H231ZM234 37V36H233ZM250 37V36H249ZM260 37V36H259ZM2 38V37H1ZM7 38H8V36H7ZM41 38L43 39V37L41 36ZM48 38V37H47ZM191 39H192V37H190ZM204 38V37H203ZM59 39H60V37H59ZM58 39V40H59ZM186 39H187V36H186ZM185 39V40H186ZM200 39H198V40H200ZM234 39V38H233ZM263 39V38H262ZM2 40H3V38H2ZM8 40V39H7ZM51 40V39H50ZM49 40V41H50ZM57 40V41H58ZM150 40V39H149ZM152 40V39H151ZM156 40V39H155ZM165 40V39H164ZM170 40V39H169ZM196 40H197V38H196ZM10 41V40H9ZM9 41H8V44H9ZM201 41V40H200ZM203 41V40H202ZM218 41H219V39H218ZM230 41V40H229ZM232 41V40H231ZM231 41H230V44H231ZM235 41V40H234ZM233 41V42H234ZM258 41H260V40H258ZM1 42H3V41H1ZM43 42V41H42ZM164 42V41H163ZM173 42V41H172ZM180 42H181V40H180ZM184 43H188L187 41H183ZM198 42V41H197ZM204 42V41H203ZM221 42V41H220ZM224 43H225V41H223ZM171 43V42H170ZM177 43V42H176ZM192 43L193 42H191V45H192ZM44 44H45V42H44ZM68 44V43H67ZM97 44V43H96ZM155 44V43H154ZM207 44V43H206ZM208 44H210V45H213V44H211V43H208ZM239 44V43H238ZM1 45H2V43H1ZM132 45H133V43H132ZM156 45V44H155ZM173 45H174V43H173ZM178 45V44H177ZM234 44H232V46H233ZM237 45V44H236ZM13 46V48L15 49V47ZM131 46V45H130ZM167 46V45H166ZM165 46V44H161V47H158V50H157V52L155 53V54H153V56H151V58L152 59H150L151 61L149 62L148 61V59H149V56H147V57H145L143 54V57L141 56V61H140V63L137 65V67L135 68L137 71H141V72H144V71H147L146 73H147V75H145L144 77V79H142L141 80V77H140V79H137V78H139V77H137L136 76V78H130L131 79V81H125V82H120L119 84H121L122 83V85H119V86H121L120 88H118V86H115V85H112V84H109V87L108 88H110V89H112L113 90V93H114V95H116V94H119V93H121V92H124V93H128V101H129V103H131L130 105L132 106V108H134V110H135V107H137V108H145V116H143V118L141 119L142 120V123H144V125L146 126V128L148 129L149 128V126H150V123H149V120H147L149 117H150V115L151 114H149L148 113V110H150L153 106H157L158 104H159V101H158V99H159V97H160V94L161 95H163V94H166V93H164L165 92V90L168 88V87H170V86H168L167 85V81L169 80L168 78H169V75H168V72L167 71H165L164 70V65H162V62L161 61H158V58L159 57H161L162 55L164 56V54H167V53H173L172 52V50L170 49V47L169 48H167ZM190 46V45H189ZM227 46V45H226ZM235 46V45H234ZM238 46V45H237ZM254 46V45H253ZM252 46V47H253ZM10 47V46H9ZM8 47V48H9ZM12 47V46H11ZM180 47V46H179ZM184 47V46H183ZM205 47V46H204ZM209 47V46H208ZM229 47H230V45H229ZM251 47V46H250ZM7 48V47H6ZM58 48H60V47H58ZM57 48V49H58ZM85 48V47H84ZM92 48V47H91ZM98 48V47H97ZM128 48V47H127ZM143 48V49H144ZM175 48H176V46H175ZM182 48V47H181ZM186 48V47H185ZM189 48V47H188ZM200 48H201V46H200ZM200 48H199V51H200ZM227 48H228V46H227ZM233 48V47H232ZM236 48V47H235ZM234 48V49H235ZM244 48V47H243ZM12 49V48H11ZM42 49V48H41ZM191 49V48H190ZM189 49V50H190ZM205 49V48H204ZM213 49V48H212ZM233 49V50H234ZM4 50V49H3ZM17 50V49H16ZM43 50H45V48L43 49ZM99 50V49H98ZM186 50V49H185ZM194 50H195V48H194ZM221 50V49H220ZM238 50V49H237ZM240 50V49H239ZM53 51V50H52ZM152 51H153V49H152ZM204 51V50H203ZM224 51H226V50H224ZM20 52V51H19ZM18 52V53H19ZM127 52H128V49H127ZM179 52V51H178ZM181 52H182V49H181ZM208 52V51H207ZM210 52H212V51H210ZM228 52V51H227ZM236 52H238V51H236ZM241 52L242 51H240V54H241ZM2 53H3V51H2ZM21 53V52H20ZM19 53V54H20ZM52 53V52H51ZM57 53V52H56ZM215 53H216V51H215ZM234 53V52H233ZM7 54H9V53H7ZM173 54H175V49H174V53ZM181 55H182V53H180ZM188 54V53H187ZM208 54V53H207ZM225 54V53H224ZM228 54V53H227ZM252 54V53H251ZM250 54V55H251ZM11 55V54H10ZM9 55V57H12V56H10ZM16 55H18V54H16ZM49 55V54H48ZM48 55H46L47 57H48ZM96 55V54H95ZM146 55H147V51H146ZM152 55V54H151ZM180 55V56H181ZM191 55V54H190ZM194 55H195V53H194ZM209 55V54H208ZM213 55V54H212ZM230 55V54H229ZM228 55V56H229ZM232 55V54H231ZM62 56V55H61ZM77 56V55H76ZM174 56V55H173ZM211 56V55H210ZM236 56H240V55H237L236 54ZM249 56V55H248ZM18 57V56H17ZM44 57V56H43ZM106 57V56H105ZM215 57V56H214ZM223 57H226V56H223ZM247 57V56H246ZM245 57V58H246ZM1 58V57H0ZM23 58V57H22ZM57 58V57H56ZM170 58V57H169ZM175 58V57H174ZM174 58H173V60H174ZM193 58V57H192ZM195 58V57H194ZM200 58H201V56H200ZM207 58V57H206ZM212 58V57H211ZM29 59V58H28ZM62 59V58H61ZM181 59V58H180ZM190 59V58H189ZM208 59V58H207ZM206 59V60H207ZM38 60H39V58H38ZM176 60V59H175ZM178 60V59H177ZM191 60V59H190ZM209 60V59H208ZM212 60V59H211ZM211 60H209V62H211V63H213ZM240 60V59H239ZM6 61V60H5ZM79 61V60H78ZM102 61H103V59H102ZM101 61V62H102ZM138 61V60H137ZM136 61V62H137ZM138 61V62H139ZM193 61V60H192ZM252 61V60H251ZM188 62V61H187ZM234 62V61H233ZM237 62V61H236ZM254 62V61H253ZM168 63V62H167ZM169 63H170V61H169ZM182 63V62H181ZM203 63V62H202ZM201 63V64H202ZM227 63H229V62H227ZM240 63V62H239ZM77 64V63H76ZM99 64V63H98ZM165 64V63H164ZM200 64V65H201ZM235 64V63H234ZM244 64V63H243ZM129 65V66H128ZM238 65V64H237ZM236 65V66H237ZM240 65H241V63H240ZM15 66V65H14ZM93 66V65H92ZM165 66H166V64H165ZM185 66V65H184ZM189 66V65H188ZM209 66V65H208ZM215 66V65H214ZM96 68H97V66H95ZM106 67V68H107ZM170 67V66H169ZM187 67V66H186ZM186 67H184V68H186ZM196 67V66H195ZM242 67V66H241ZM53 68V67H52ZM99 68V67H98ZM105 68V69H106ZM196 68H198V69H200L199 67H196ZM202 68V67H201ZM205 68H206V65H205ZM10 69H11V67H10ZM24 69V68H23ZM46 69V68H45ZM174 69V68H173ZM207 69V68H206ZM231 69V68H230ZM241 69H244V68H241ZM69 70H70V68H69ZM85 70V69H84ZM108 70V69H107ZM133 70V69H132ZM190 70H191V68H190ZM200 70H202V69H200ZM21 71H23L22 69H21ZM60 71V70H59ZM117 71V72H118ZM176 71V70H175ZM174 71V72H175ZM181 71V70H180ZM189 71V70H188ZM205 71V70H204ZM239 71V70H238ZM6 72H8V71H6ZM39 72V71H38ZM92 72H94V71H92ZM132 72V71H131ZM177 72V71H176ZM182 72V71H181ZM196 72H197V70H196ZM195 71L193 72V73H196ZM60 73V72H59ZM103 73H104V71H103ZM108 73V72H107ZM180 73V72H179ZM184 73H187L186 71L184 72ZM243 73V72H242ZM14 74V73H13ZM21 74V73H20ZM26 74H27V72H26ZM64 74V73H63ZM109 74V73H108ZM131 74V73H130ZM187 74H189V72L187 73ZM187 74H185V75H187ZM197 75H198V73H196ZM200 74H203V73H200ZM199 74V75H200ZM208 74V73H207ZM225 74H226V72H225ZM22 75V74H21ZM44 75V74H43ZM58 75V74H57ZM204 76H205V74H203ZM203 75H200V76H203ZM210 75V74H209ZM246 75V74H245ZM18 76H19V74H18ZM120 76V75H119ZM135 76V75H134ZM183 76V75H182ZM189 76V75H188ZM203 76V77H204ZM208 76V75H207ZM207 76H205V77H207ZM233 76V75H232ZM255 76V75H254ZM258 76V75H257ZM13 77V76H12ZM32 77V76H31ZM129 77V76H128ZM171 77V76H170ZM189 77H191V76H189ZM202 77V78H203ZM225 77V76H224ZM242 77H243V75H242ZM241 77V78H242ZM249 77H252L251 75L249 76ZM3 78V77H2ZM27 78V77H26ZM67 78V77H66ZM121 78V77H120ZM183 78V77H182ZM196 78H197V76H196ZM246 78H248V77H246ZM8 79V78H7ZM58 79V78H57ZM108 79V78H107ZM110 79V78H109ZM117 79H119V78H117ZM124 80H125V78H123ZM173 79V78H172ZM184 79V78H183ZM208 79V78H207ZM206 79V80H207ZM244 79V78H243ZM123 80V81H124ZM187 80V79H186ZM205 80V81H206ZM213 80H216V79H214L213 78ZM228 80V79H227ZM252 80V79H251ZM255 80V79H254ZM257 80V79H256ZM30 81V80H29ZM115 81V80H114ZM118 81V80H117ZM185 81V80H184ZM194 82H195V78H194V80H193ZM203 81V80H202ZM225 81V80H224ZM224 81H223V83H224ZM262 81V80H261ZM189 82V81H188ZM191 83H192V79H191V81H190ZM214 82V81H213ZM240 82V81H239ZM250 82V81H249ZM251 82H253V81H251ZM72 83V82H71ZM117 83V82H116ZM147 83H153V84H155L156 86H157V88H161V93H159V96H154L151 92H150V90H148L147 89ZM190 83V84H191ZM198 83H200V82H198ZM211 83V82H210ZM222 83V82H221ZM222 83V84H223ZM232 83V82H231ZM256 83V82H255ZM29 84V83H28ZM174 84V83H173ZM188 84L189 83H187V87H188ZM189 84V85H190ZM217 84V83H216ZM220 84V83H219ZM238 84V83H237ZM240 84V83H239ZM243 84V83H242ZM245 84V83H244ZM243 84V85H244ZM117 85H118V83H117ZM178 85V84H177ZM183 85H184V83H183ZM185 85H186V83H185ZM184 85V86H185ZM196 85H197V82H196ZM206 85V84H205ZM211 85V84H210ZM236 85V84H235ZM234 85V86H235ZM246 85V84H245ZM250 85V84H249ZM255 85V84H254ZM9 86H10V84H9ZM12 86V85H11ZM86 86V85H85ZM84 86V87H85ZM101 86V85H100ZM106 86V85H105ZM172 86V85H171ZM193 86H194V84H193ZM209 86V85H208ZM220 86V88H222L221 87V85H219ZM242 86V85H241ZM263 86V85H262ZM7 87V86H6ZM37 87V86H36ZM59 87H60V85H59ZM63 87V86H62ZM77 87V86H76ZM92 87V86H91ZM153 87H155V86H153ZM175 87V86H174ZM173 86H172V88H174ZM190 87V86H189ZM188 87V88H189ZM196 87V86H195ZM226 87H227V85H226ZM236 87V86H235ZM238 87H239V85H238ZM244 87V86H243ZM242 87V88H243ZM8 88V87H7ZM35 88V87H34ZM39 88V87H38ZM82 88V87H81ZM104 88V87H103ZM171 88V87H170ZM178 88H180L179 86H178ZM187 88V89H188ZM223 88H225V87H223ZM222 88V89H223ZM9 89V88H8ZM31 89V88H30ZM97 89V88H96ZM155 89V88H154ZM177 89V88H176ZM209 89V88H208ZM215 89H216V87H215ZM233 90H234V88H232ZM247 89H249V88H247ZM253 89V88H252ZM260 89V88H259ZM262 89H263V87H262ZM261 89V90H262ZM11 90V89H10ZM54 90V89H53ZM101 90V89H100ZM105 90V89H104ZM170 90V89H169ZM181 90V89H180ZM190 90H191V87H190ZM201 90V89H200ZM210 90V89H209ZM225 91H226V89H224ZM237 90V89H236ZM256 90V89H255ZM17 91V90H16ZM40 91V90H39ZM50 91V90H49ZM73 91V90H72ZM140 92V91H143V94H142V96H136L135 95V92L137 93V92ZM156 91H159L160 92V90L158 89V90H156ZM155 91V92H156ZM174 91V90H173ZM204 91V93H205V90H203ZM208 91V90H207ZM206 91V92H207ZM217 91V89L214 91V90H212V92H216ZM248 90H245V92H247ZM249 91H250V89H249ZM259 91V90H258ZM10 92V91H9ZM12 92V91H11ZM18 92V91H17ZM25 92V91H24ZM80 92V91H79ZM108 92V91H107ZM154 92V93H155ZM185 92V91H184ZM195 92H196V90H195ZM211 92V91H210ZM217 92H219V91H217ZM224 92V91H223ZM222 92V93H223ZM261 92V91H260ZM123 93V94H124ZM202 93V92H201ZM226 93V92H225ZM237 93H238V91H237ZM243 93V92H242ZM251 93H252V91H251ZM250 93V94H251ZM254 93H256V92H254ZM254 93H252V94H254ZM15 95H16V93H14ZM31 94V93H30ZM55 94V93H54ZM109 94V93H108ZM107 94V95H108ZM183 94V93H182ZM185 94H186V92H185ZM210 94V93H209ZM212 94V93H211ZM214 95L216 94V93H213ZM228 94V93H227ZM234 94H236L235 93V91H234V93H233V95ZM244 94V93H243ZM242 94V95H243ZM14 95V96H15ZM20 95V94H19ZM23 94H21V96H22ZM113 95V96H114ZM171 95V94H170ZM184 95V94H183ZM188 95H190V94H188ZM187 95V96H188ZM202 95H203V93H202ZM201 95V96H202ZM222 95V94H221ZM237 95V94H236ZM246 95H248V94H246ZM258 95V94H257ZM37 96V95H36ZM78 96H80V95H78ZM195 96H196V94H195ZM211 96V95H210ZM209 96V97H210ZM216 96H218V94L216 95ZM261 96V95H260ZM117 97V96H116ZM165 97H166V95H165ZM174 97V96H173ZM172 97V98H173ZM190 97V96H189ZM208 97V96H207ZM212 97H214V96H212ZM247 96H245V99H249L250 98V96H249V98H246ZM256 97V96H255ZM255 97H252V98H254L255 99ZM10 98V97H9ZM37 98V97H36ZM66 98V97H65ZM64 98V99H65ZM163 98V97H162ZM171 98V97H170ZM176 98H177V96H176ZM200 98V97H199ZM218 98V97H217ZM226 98H228V97H226ZM230 98H232V97H230ZM234 98V97H233ZM252 98H251V100H252ZM263 98V97H262ZM261 98V102H262V99ZM6 99V98H5ZM58 99V98H57ZM83 99H84V97H83ZM113 99V98H112ZM117 99V98H116ZM179 99V98H178ZM193 99V98H192ZM191 99V100H192ZM201 99V98H200ZM209 99V98H208ZM208 99H206V97H205V100H208ZM216 99V98H215ZM215 99H213V100H215ZM221 99V98H220ZM235 99L237 100V98H236V96H235ZM234 99V100H235ZM242 99H243V97H242ZM244 99V100H245ZM124 100V99H123ZM123 100H122V102H123ZM171 100V99H170ZM186 100V99H185ZM203 100V99H202ZM250 100V99H249ZM259 100V99H258ZM98 101H100V100H98ZM112 101V100H111ZM162 101V100H161ZM188 101V100H187ZM216 102H220V100H215ZM226 101V100H225ZM224 101V103H226ZM228 101V100H227ZM243 101V100H242ZM257 101V100H256ZM264 101V100H263ZM4 102H5V100H4ZM8 102V101H7ZM121 102V103H122ZM125 102V101H124ZM166 102V101H165ZM169 102V101H168ZM168 102H167V104H168ZM179 102V101H178ZM200 102V101H199ZM207 102V101H206ZM215 102V103H216ZM241 102V101H240ZM244 103H245V101H243ZM27 103V102H26ZM42 103H43V99H42ZM41 103V104H42ZM173 103V102H172ZM189 103V102H188ZM196 103V102H195ZM194 103V104H195ZM214 102H213V104H215ZM228 103H229V101H228ZM10 104V103H9ZM162 104V103H161ZM161 104H159V105H161ZM220 104V103H219ZM223 104V103H222ZM221 104V105H222ZM231 104V103H230ZM243 104V103H242ZM252 104H253V101H252ZM251 104V105H252ZM255 104H256V102H255ZM258 104H260V103H258ZM258 104H256V106H255V110L256 109H260V106L259 107H257V105ZM75 105V104H74ZM126 105V104H125ZM129 105V104H128ZM163 105V104H162ZM164 105H165V103H164ZM172 105V104H171ZM181 104H179V106H180ZM187 105V104H186ZM190 105V104H189ZM193 105V104H192ZM197 105H198V103H197ZM204 104H202V106H203ZM209 105V104H208ZM218 105V104H217ZM229 105V104H228ZM63 106V105H62ZM91 106V105H90ZM117 106V105H116ZM174 106V105H173ZM210 106V105H209ZM224 106V105H223ZM243 106H245L244 104H243ZM242 106V107H243ZM250 106V105H249ZM27 107V106H26ZM30 107V106H29ZM75 107V106H74ZM80 107H81V105H80ZM89 107V106H88ZM129 106H127V108H128ZM169 107H170V105H169ZM191 107V106H190ZM198 107V106H197ZM205 107V106H204ZM203 107V108H204ZM215 107V106H214ZM31 108V107H30ZM42 108V107H41ZM59 108V107H58ZM63 108V107H62ZM61 108V110L63 111V109ZM85 108H86V106H85ZM114 108V107H113ZM165 108V107H164ZM164 108H162V109H164ZM172 108V107H171ZM181 108V107H180ZM192 108V107H191ZM196 108V107H195ZM224 109H225V106L223 107ZM229 108V107H228ZM231 108V107H230ZM229 108V109H230ZM240 108V107H239ZM249 108V107H248ZM252 107H250V109H251ZM263 108V107H262ZM28 109V107L26 108V110ZM47 109V108H46ZM56 109V108H55ZM83 109V108H82ZM166 109H167V107H166ZM176 109V108H175ZM215 111H216V109L217 108H213ZM221 109H222V107H221ZM224 109H222L221 111H223ZM237 109H238V106H237ZM241 109V108H240ZM249 109V110H250ZM253 109H254V106H253ZM52 110V109H51ZM57 110V109H56ZM73 110V112H74V109H72ZM76 110V109H75ZM87 110V109H86ZM133 110V109H132ZM138 110V109H137ZM152 110V109H151ZM174 110V109H173ZM173 110H172V112H173ZM177 110V109H176ZM210 110V109H209ZM226 110V109H225ZM231 110H232V108H231ZM254 110V111H255ZM261 110V109H260ZM260 110H259V112H260ZM79 111V110H78ZM163 111V110H162ZM188 111V110H187ZM196 111V110H195ZM202 111V110H201ZM208 111V110H207ZM215 111H213V112H215ZM234 111V110H233ZM232 111V112H233ZM235 111H238V110H235ZM244 111V110H243ZM253 111V112H254ZM264 111V110H263ZM39 112V111H38ZM49 112V111H48ZM54 112H56L55 110H54ZM99 112V111H98ZM102 112V111H101ZM158 112V111H157ZM165 112H166V110H165ZM178 112V111H177ZM223 112H225V111H223ZM222 112V113H223ZM228 112V111H227ZM226 112V114H228ZM231 112V111H230ZM239 112V111H238ZM242 112V111H241ZM240 112V113H241ZM245 112V111H244ZM251 112V111H250ZM258 112V113H259ZM8 113V112H7ZM37 113V112H36ZM40 113V112H39ZM46 113V112H45ZM62 113V112H61ZM125 113V112H124ZM132 113V112H131ZM144 113V112H143ZM142 113V114H143ZM152 113H154V112H152ZM181 113V112H180ZM208 113V112H207ZM215 113H219V112H215ZM222 113H221V115L220 116H222ZM248 113V112H247ZM261 113V112H260ZM43 114V113H42ZM51 114V113H50ZM55 114V113H54ZM53 114V115H54ZM126 114V113H125ZM128 114V113H127ZM132 114H134V113H132ZM170 114V113H169ZM172 114V113H171ZM177 114V113H176ZM232 114V113H231ZM238 114V113H237ZM237 114H236V116H237ZM244 114V113H243ZM242 114V115H243ZM256 114V113H255ZM81 115H83V112H82V114ZM87 115H89L88 113H87ZM129 115H131L130 113H129ZM183 115V114H182ZM190 115V114H189ZM196 115H198V114H196ZM201 115V114H200ZM211 115V114H210ZM209 115V116H210ZM241 115V114H240ZM241 115V116H242ZM259 115V114H258ZM261 115V114H260ZM259 115V116H260ZM77 116V115H76ZM96 116V115H95ZM110 116V115H109ZM228 116V115H227ZM229 116H230V114H229ZM240 116V117H241ZM262 116H263V113H262ZM10 117H11V115H10ZM46 117V116H45ZM73 117H74V115H73ZM81 117V116H80ZM85 117H86V115H85ZM90 117H91V115H90ZM90 117H89V119H90ZM99 117V116H98ZM130 117V116H129ZM153 117V116H152ZM206 117H208L207 115H206ZM215 117V116H214ZM219 117V116H218ZM224 117H226V115L224 116ZM246 117V116H245ZM249 117H252V115H250ZM253 117H255V116H253ZM261 117V116H260ZM47 118V117H46ZM45 118V119H46ZM53 118V117H52ZM174 118V117H173ZM210 118H211V116H210ZM216 118H217V116H216ZM241 118H244V117H241ZM240 118V119H241ZM247 119H248V117H246ZM245 118V119H246ZM259 118V117H258ZM258 118H256V119H258ZM11 119V118H10ZM43 119V118H42ZM81 119H82V117H81ZM81 119L79 120V122L81 121ZM91 119H92V117H91ZM94 119V118H93ZM192 118L190 117V120H191ZM195 119H197V118H195ZM205 119H207V118H205ZM221 119V118H220ZM225 119V118H224ZM230 119H231V117H230ZM236 119V118H235ZM253 119V118H252ZM54 120V119H53ZM72 120V119H71ZM83 120H86V118L85 119H83ZM129 120V119H128ZM170 120V119H169ZM198 120V119H197ZM203 120H204V118H203ZM208 120V119H207ZM207 120H205V121H207ZM212 120V119H211ZM217 120H219V118L217 119ZM250 120V119H249ZM259 120V119H258ZM43 121V120H42ZM70 121V120H69ZM69 121H68V123H69ZM92 120H90V122H91ZM172 121H175V120H172ZM185 121V120H184ZM216 121V120H215ZM237 121H238V119H237ZM254 121V120H253ZM253 121H251L252 123H253ZM256 121V120H255ZM254 121V122H255ZM263 121V120H262ZM83 122V121H82ZM82 122H80V123H78V124H81ZM97 122V121H96ZM109 122V121H108ZM192 122V121H191ZM194 122H196V120L194 121ZM218 122V121H217ZM219 122H220V120H219ZM222 122H223V120H222ZM239 122V121H238ZM10 123V122H9ZM41 123V122H40ZM84 123H85V121H84ZM202 123V122H201ZM206 123V122H205ZM252 123H250L251 125H252ZM42 124V123H41ZM47 124V123H46ZM51 124V123H50ZM55 124V123H54ZM53 124V125H54ZM60 125H59V127L61 126V123H59ZM63 124H65V123H63ZM87 124V123H86ZM91 124H92V122H91ZM101 124V123H100ZM157 124V123H156ZM168 124H169V122H168ZM180 124V123H179ZM186 124V123H185ZM195 125H196V123H194ZM199 124V123H198ZM229 124H230V122H229ZM233 125H234V123H232ZM239 124V123H238ZM245 124H247V123H245ZM259 124H262V123H260L259 122ZM259 124H257V127H258V125ZM43 125H45V124H43ZM56 125V124H55ZM88 125V124H87ZM128 125V124H127ZM126 125V126H127ZM138 125V124H137ZM141 125V124H140ZM139 125V126H140ZM178 125V124H177ZM191 125V124H190ZM206 125V124H205ZM212 125H214V124H212ZM226 125V124H225ZM224 125V126H225ZM235 125H237V124H235ZM234 125V126H235ZM242 125V124H241ZM240 125V126H241ZM264 125V124H263ZM10 126V125H9ZM17 126V125H16ZM47 126H50V125H47ZM73 126V125H72ZM77 127H78V125H76ZM85 126V125H84ZM165 126V125H164ZM163 126V127H164ZM173 126V125H172ZM185 126V125H184ZM216 126V125H215ZM218 126V125H217ZM246 126V125H245ZM244 126V127H245ZM247 126H249V125H247ZM253 126V125H252ZM51 127V126H50ZM56 127V126H55ZM70 127V126H69ZM74 127V126H73ZM80 127V126H79ZM93 127V126H92ZM99 127V126H98ZM105 127V126H104ZM103 127V128H104ZM109 127V126H108ZM180 127V126H179ZM188 127V126H187ZM191 127V126H190ZM226 128H227V126H225ZM230 127V126H229ZM254 127V126H253ZM1 128V127H0ZM10 128V127H9ZM26 128V127H25ZM31 128V127H30ZM45 128V127H44ZM48 128V127H47ZM54 128V127H53ZM61 128V127H60ZM59 128V129H60ZM68 128V127H67ZM100 128V127H99ZM192 128H196V127H193L192 126ZM203 128H205L204 126H203ZM211 128V127H210ZM214 128V127H213ZM218 128V127H217ZM240 128L241 127H239V128H237L236 129V127L234 128V129H236V131L237 130H240ZM250 128H252L251 126H250ZM35 129V128H34ZM59 129H57L58 131H59ZM62 129V128H61ZM86 129H87V132H88V129L90 130V126L88 125V128H87V126H86ZM121 129V128H120ZM119 129V130H120ZM125 129V128H124ZM127 129V128H126ZM160 128H158V130H159ZM174 129V127L172 128V130ZM180 129V128H179ZM181 129H182V127H181ZM233 129V127H232V129L231 130H234ZM247 129V128H246ZM249 129V128H248ZM259 129V128H258ZM25 130V129H24ZM36 130V129H35ZM39 130H40V128H39ZM47 130V129H46ZM52 130V129H51ZM50 130V131H51ZM78 130H80V129H78ZM94 130H95V128H94ZM117 130H118V128H117ZM116 130V131H117ZM149 130H151V129H149ZM153 130V129H152ZM203 130V129H202ZM215 130V129H214ZM257 130V129H256ZM260 130H262V129H260ZM75 131V130H74ZM74 131H72V130H69V132H67V130H66V132L65 131H62V130H60V133H59V135H58V139H57V143L55 144L56 145V150L55 151H50L51 153H48V152H46L45 154H47L48 153V156H47V158L49 159V162L51 163V165H50V169H49V171L48 172H50L49 174V177L48 178H51V180L53 181V184L54 185H59V183L61 182V175H64V174H61V172H63L64 173V171H62V170H64V167H66L67 165H69V166H71V169H77V171H79L78 170V168L79 167H77V165L78 164H80L79 162L76 164V161H78V160H74L73 159V156H72V154H73V149L74 150H76V149H78L79 148V145L81 144V141H82V139L80 140L79 138H78V135L80 134H77L76 135V132H74ZM179 131V130H178ZM187 131V130H186ZM188 131H190L189 129H188ZM187 131V133H189ZM235 131V130H234ZM246 131V130H245ZM252 131H255V130H252ZM33 132H35V131H33ZM82 132V131H81ZM84 132H85V130H84ZM86 132V133H87ZM89 132H91V130L89 131ZM88 132V133H89ZM99 132H100V130H99ZM155 132V131H154ZM157 132V131H156ZM180 132V131H179ZM185 132V131H184ZM193 132V131H192ZM198 132H199V130H198ZM209 132V131H208ZM222 132H224V134L225 135H231L230 134V130L229 131H227L226 129H223V131ZM249 132V131H248ZM248 132H246V135H247V133ZM251 132V131H250ZM250 132H249V134H250ZM85 133V134H86ZM88 133L86 134V135H88ZM98 133V132H97ZM178 132H176L175 134H177ZM215 133V132H214ZM232 133V132H231ZM239 133L240 132H238L236 135L237 136H239ZM244 133V132H243ZM21 134V133H20ZM47 134H49V132L47 133ZM56 134V133H55ZM82 134V133H81ZM94 134H95V132H94ZM172 134V133H171ZM170 134V135H171ZM197 134V133H196ZM218 134V133H217ZM241 134V133H240ZM245 134V133H244ZM243 134V135H244ZM255 134H256V131H255ZM257 134H258V132H257ZM261 134L264 136V134H263V132H261ZM30 135V134H29ZM35 135V134H34ZM49 135H51V134H49ZM83 136H84V134H82ZM96 135V134H95ZM100 135V134H99ZM99 135H98V137H99ZM105 135V134H104ZM169 135V136H170ZM174 135V134H173ZM200 135V134H199ZM233 135H235V134H233ZM233 135H231V136H233ZM250 135H252V133L250 134ZM22 136V135H21ZM89 136H91V134H89L87 137H89ZM93 136V135H92ZM132 136V135H131ZM190 136V133H189V135H188V137ZM197 136V135H196ZM195 136V137H196ZM213 136H214V134H213ZM219 136V135H218ZM256 136V135H255ZM259 138H260V135H257ZM262 136V137H263ZM41 137V136H40ZM51 137H53V134H52V136ZM85 137V136H84ZM97 137V138H98ZM136 137V136H135ZM171 137V136H170ZM175 137V139H176V141H177V138H176V136H174ZM177 137H179V136H177ZM206 137V136H205ZM212 137V136H211ZM220 137V136H219ZM244 137H246L245 135H244ZM251 137V136H250ZM27 138H29V137H27ZM31 138V137H30ZM45 138V137H44ZM54 138V137H53ZM80 138H81V135H80ZM90 138V137H89ZM88 138V139H89ZM95 138H96V136H95ZM137 138V137H136ZM217 138V137H216ZM222 138V137H221ZM220 138V139H221ZM228 138V137H227ZM236 138V137H235ZM252 138H254V137H252ZM257 138V137H256ZM255 138V139H256ZM258 138V139H259ZM34 139H35V137H34ZM33 139V137H32V140H33V144H34V142H36L35 140ZM91 139V138H90ZM103 139V138H102ZM151 139V138H150ZM168 139H170V138H168ZM167 139V140H168ZM209 139L210 138H208V143H209ZM214 139V138H213ZM212 139V140H213ZM238 139V138H237ZM247 139V138H246ZM261 139V138H260ZM14 140V139H13ZM49 140L50 139H47V141L49 142ZM52 140V139H51ZM85 140V139H84ZM145 140V139H144ZM153 140V139H152ZM188 140V139H187ZM200 140V139H199ZM203 140V139H202ZM217 140H218V138H217ZM222 140V139H221ZM231 140V137L229 138V143L231 142L230 141ZM233 140V139H232ZM240 140H242V139H240ZM254 140V139H253ZM56 140H54L53 142H55ZM89 141V140H88ZM102 141H104V139L102 140ZM102 141L100 142V143H102ZM223 141H224V139H223ZM237 141H239V140H237ZM242 141H244V140H242ZM247 141V140H246ZM250 141H251V139H250ZM256 141H258L257 139H256ZM255 141V142H256ZM15 142V141H14ZM43 142V141H42ZM48 142L46 143V145H48ZM84 142V141H83ZM137 142V141H136ZM163 142V141H162ZM162 142H161V144H162ZM191 142L193 143V140H191ZM198 142V141H197ZM207 142V141H206ZM226 142V141H225ZM225 142H224V144H225ZM263 142V141H262ZM21 143V142H20ZM38 143V142H37ZM96 143V142H95ZM107 143H109V142H107ZM141 143V142H140ZM172 143V142H171ZM183 143V142H182ZM220 143V142H219ZM228 143V142H227ZM241 143V142H240ZM244 143V142H243ZM243 143H242V145H241V147L243 146ZM260 143V142H259ZM17 144H18V142H17ZM17 144H16V147H18L17 146ZM22 144V143H21ZM79 144V145H78ZM86 144V143H85ZM92 144H93V142H92ZM149 144V143H148ZM190 144V143H189ZM194 144V143H193ZM199 144V143H198ZM221 144V143H220ZM258 144V143H257ZM264 144V143H263ZM24 145V144H23ZM52 145V144H51ZM84 145V144H83ZM90 145H91V143H90ZM103 145V144H102ZM127 145H128V142H127ZM136 145H137V143H136ZM172 145V144H171ZM178 145V144H177ZM176 145V146H177ZM179 145H180V143H179ZM212 145H214L215 146V144H212ZM228 145V144H227ZM230 145V144H229ZM247 145V144H246ZM250 145V144H249ZM255 145V143L252 145V146H254ZM8 146V145H7ZM10 146H11V144H10ZM15 146V145H14ZM104 146V145H103ZM102 146V147H103ZM150 146V145H149ZM173 146V145H172ZM175 146V145H174ZM188 146H190V145H188ZM204 146V145H203ZM213 146V147H214ZM221 146V145H220ZM223 146V145H222ZM231 146V145H230ZM233 146V145H232ZM238 146V145H237ZM256 146V145H255ZM261 146V145H260ZM20 147H21V145H20ZM32 147H33V145H32ZM40 147V146H39ZM42 147V146H41ZM89 147H92V146H89ZM101 147V148H102ZM147 147V146H146ZM157 146H154V148H156ZM171 147V146H170ZM197 147V146H196ZM207 147H208V145H207ZM247 147V146H246ZM9 148V147H8ZM26 148V147H25ZM83 148V147H82ZM96 149H97V146L95 147ZM94 148V149H95ZM137 148V147H136ZM135 148V149H136ZM162 148H163V145H162ZM205 148V147H204ZM209 148V147H208ZM218 148V147H217ZM226 148H227V146H226ZM239 148V147H238ZM257 148V147H256ZM260 148H262V147H260ZM22 149V148H21ZM20 149V150H21ZM35 149H37V148H35ZM44 149V148H43ZM48 149H49V147H48ZM48 149H47V151H48ZM80 149H81V147H80ZM91 149V148H90ZM105 149V148H104ZM149 149V148H148ZM161 148H159V150H160ZM164 149V148H163ZM174 149V148H173ZM172 149V150H173ZM207 149V148H206ZM216 149V148H215ZM220 150H221V148H219ZM232 149H233V147H232ZM246 149V148H245ZM251 149V148H250ZM249 148H248V150H250ZM259 149V148H258ZM257 149V150H258ZM263 150H264V148H262ZM83 150V149H82ZM127 150V149H126ZM152 150V152H153V149H151ZM150 149H149V151H151ZM193 150H195V149H193ZM212 150V149H211ZM218 150V149H217ZM227 151H228V149H226ZM235 150V149H234ZM247 150V149H246ZM256 150V151H257ZM17 151V150H16ZM29 151V150H28ZM36 151V150H35ZM86 151H87V148H86ZM95 151V150H94ZM109 151V150H108ZM112 151V150H111ZM129 151H130V149H129ZM142 151V150H141ZM174 151V150H173ZM191 151H192V149H191ZM196 151V150H195ZM206 150H204V152H205ZM210 151V150H209ZM231 151V150H230ZM243 151V153H246V152H244V150H242ZM241 151V152H242ZM0 152H1V150H0ZM6 152V151H5ZM26 152V151H25ZM76 152V151H75ZM117 152V151H116ZM151 152V153H152ZM181 152V151H180ZM236 152V151H235ZM235 152H233V153H235ZM240 152V151H239ZM249 152V151H248ZM2 153H4V152H2ZM20 153H22V152H20V151H18V154L20 155ZM38 153H40L39 151H38ZM84 153H85V150H84ZM87 153H89V151L87 152ZM93 154H94V152H92ZM99 153V152H98ZM111 153V152H110ZM114 153V152H113ZM141 153V152H140ZM139 153V154H140ZM149 154V155H152V154ZM164 153V152H163ZM169 153V152H168ZM199 152H198V150H197V154H198ZM214 153V152H213ZM16 154H17V152H16ZM33 154V153H32ZM100 154V153H99ZM116 154V153H115ZM170 154V153H169ZM207 154H210V153H208L207 152ZM225 154V153H224ZM261 154V153H260ZM1 155V154H0ZM76 155H77V153H76ZM85 155V154H84ZM164 155V154H163ZM174 155V154H173ZM179 155V154H178ZM202 155V154H201ZM211 155H213V154H211ZM217 155V154H216ZM221 155H223V154H221ZM246 155V154H245ZM249 155V154H248ZM256 155V154H255ZM254 155V156H255ZM259 155V154H258ZM78 156V155H77ZM81 156V155H80ZM80 156H78V159H79V157ZM87 156V155H86ZM101 156V155H100ZM162 156V155H161ZM197 156V155H196ZM219 156V155H218ZM233 156H235V154L233 155ZM241 156V155H240ZM240 156H238V158H240ZM250 156H251V153H250ZM257 156V155H256ZM255 156V157H256ZM262 156H264V153H263V155ZM2 157V156H1ZM4 157H6L5 155H4ZM36 157H37V155H36ZM72 157V158H71ZM93 157V156H92ZM111 157V156H110ZM164 157V156H163ZM169 157V156H168ZM199 157V156H198ZM209 157V156H208ZM230 157V156H229ZM247 157V156H246ZM252 157V156H251ZM7 158V157H6ZM5 158V159H6ZM76 158V157H75ZM104 158V157H103ZM112 158V157H111ZM122 158H123V156H122ZM159 158V157H158ZM174 158H175V156H174ZM173 158V159H174ZM193 158V157H192ZM195 159H196V157H194ZM200 158H201V156H200ZM207 158V157H206ZM248 158V157H247ZM261 158V157H260ZM27 159V158H26ZM34 159H35V157H34ZM85 159V158H84ZM83 159V160H84ZM105 159V158H104ZM160 159H162V158H160ZM172 159V160H173ZM208 159V158H207ZM209 159H210V157H209ZM212 159V158H211ZM223 159V158H222ZM227 159V158H226ZM231 159H233V157L231 158ZM234 159H237V157L235 158L234 157ZM245 159V158H244ZM251 159V158H250ZM46 160V159H45ZM115 160V159H114ZM132 160V159H131ZM169 160V159H168ZM217 160H219V159H216V161ZM230 160V159H229ZM259 160V159H258ZM10 161V160H9ZM20 161V160H19ZM32 161H33V159H32ZM35 161H36V159H35ZM64 161H67L66 163H68L67 165H66V163L64 162ZM190 161H191V159H190ZM197 161H200V160H198L197 159ZM197 161H196V163H197ZM208 161V160H207ZM213 161H215L214 159H213ZM212 161V162H213ZM222 161V160H221ZM221 161H219V163L221 162ZM224 161V160H223ZM232 161V160H231ZM240 161V160H239ZM238 161V162H239ZM250 161V160H249ZM3 162H4V160H3ZM12 162V161H11ZM15 162V161H14ZM41 162V161H40ZM211 162V163H212ZM229 161L227 160V163H228ZM242 162V161H241ZM240 162V163H241ZM245 162H246V159H245ZM245 162H242V163H245ZM259 162V161H258ZM9 163V162H8ZM24 163V162H23ZM44 163V162H43ZM45 163H46V161H45ZM82 163V162H81ZM97 163V162H96ZM176 163H178V161L176 162ZM182 163V162H181ZM202 163V162H201ZM204 163H205V161H204ZM208 163V162H207ZM235 163H237V162H235ZM253 163H255V162H253ZM260 163V162H259ZM2 164V163H1ZM4 164V163H3ZM12 164V163H11ZM14 164V163H13ZM22 164V163H21ZM31 164H32V162H31ZM30 164V165H31ZM35 164V163H34ZM34 164H32V165H34ZM40 164V163H39ZM76 164V165H75ZM86 164V163H85ZM145 164V163H144ZM149 164V163H148ZM159 164V163H158ZM171 164V163H170ZM175 164V163H174ZM174 164H173V167H174ZM189 164H191V163H189ZM224 164V163H223ZM233 164V163H232ZM252 164V163H251ZM256 164V163H255ZM10 165V164H9ZM8 165V166H9ZM31 165V166H32ZM45 165H47V164H45ZM45 165H44V167H45ZM155 165V164H154ZM176 165V164H175ZM201 166H202V164H200ZM200 165H199V167H200ZM204 165H206V164H204ZM213 166H215L214 164H212ZM228 165V164H227ZM237 165V164H236ZM240 164H238L237 166H239ZM248 165V164H247ZM250 165V164H249ZM257 165V164H256ZM255 165V166H256ZM264 165V164H263ZM5 166H7V163H6V165ZM4 166V167H5ZM21 166V165H20ZM23 166V165H22ZM76 166V167H75ZM90 166V165H89ZM144 166V165H143ZM169 166V165H168ZM177 166V165H176ZM196 165H194V167H195ZM228 166H230V165H228ZM10 167V166H9ZM12 167V166H11ZM10 167V168H11ZM19 167V166H18ZM25 167V166H24ZM37 167H39V165L37 166ZM145 167H146V165H145ZM198 167V168H199ZM222 167H225V165L223 166L222 165ZM221 167V168H222ZM247 167V169H246V172H248L249 171V167L248 166H246ZM257 167L259 168V165H257ZM34 168H35V166H34ZM81 168V167H80ZM97 168H99V167H97ZM169 168V167H168ZM197 168V169H198ZM236 168V167H235ZM241 168H242V171H243V168L244 167H242L241 166ZM262 168H263V166H262ZM1 169V168H0ZM5 169V168H4ZM3 169V170H4ZM12 169V168H11ZM10 169V170H11ZM16 169V168H15ZM19 169V168H18ZM25 169V168H24ZM23 169V170H24ZM33 169V168H32ZM39 169V168H38ZM41 169V168H40ZM47 169V168H46ZM74 169V170H75ZM82 169V168H81ZM134 168H132V170H133ZM179 169V168H178ZM182 169V168H181ZM188 169V168H187ZM190 169V168H189ZM196 169V168H195ZM204 168H202V170H203ZM212 168L210 167V169L209 170H211ZM216 169H218V168H216L215 167V169H214V167H213V169L212 170H215L216 171ZM225 169L227 170V168L225 167ZM234 169V168H233ZM2 170V169H1ZM1 170H0V172H1ZM20 170V169H19ZM44 170V169H43ZM70 170V169H69ZM69 170L67 171V172H69ZM84 170V169H83ZM87 170V169H86ZM175 169H173V171H174ZM185 170V169H184ZM192 170H193V168H192ZM190 171V172H193V171ZM201 170V169H200ZM232 170V169H231ZM248 170V171H247ZM18 171V170H17ZM27 171V170H26ZM37 171V170H36ZM39 171V170H38ZM66 171V170H65ZM71 171V170H70ZM76 171V170H75ZM76 171V173H78ZM182 171V170H181ZM188 171V170H187ZM197 171V170H196ZM199 171V170H198ZM204 171V173H205V170H203ZM207 171H208V169H207ZM214 171V172H215ZM221 171H223V168H222V170ZM29 172H31V171H29ZM29 172H27V173H29ZM32 172H33V170H32ZM35 172V171H34ZM66 172V173H67ZM97 172V171H96ZM99 172V171H98ZM175 172V174H177L176 172L177 171H174ZM233 172H234V170H233ZM7 173V172H6ZM5 173V174H6ZM22 173V172H21ZM65 173V174H66ZM75 173V174H76ZM79 173H81L80 171H79ZM78 173V174H79ZM195 173V172H194ZM194 173H189V174H194ZM207 173V172H206ZM239 173V172H238ZM249 173V172H248ZM251 173H252V171L250 172V174L249 175H251ZM256 173V172H255ZM1 174H3V173H1ZM4 174V175H5ZM35 174V173H34ZM33 174V175H34ZM37 174V173H36ZM68 174V173H67ZM74 174V173H73ZM78 174H76L77 176H79ZM82 174V173H81ZM81 174H80V177H81ZM162 174V173H161ZM181 174V173H180ZM200 174V173H199ZM199 174H198V176H199ZM203 174V173H202ZM208 174V173H207ZM219 174V173H218ZM253 174H254V172H253ZM259 174V173H258ZM263 174V173H262ZM10 175V174H9ZM16 175V174H15ZM27 175V174H26ZM32 175V174H31ZM42 175V174H41ZM70 175H71V173H70ZM140 175V174H139ZM142 175V174H141ZM140 175V176H141ZM158 175V174H157ZM191 175H189V176H191ZM195 175H197V174H195ZM205 175V174H204ZM214 175V174H213ZM212 175V176H213ZM232 175L233 176H235V173H232ZM231 175V176H232ZM246 175V174H245ZM1 176V175H0ZM3 176V175H2ZM11 176V175H10ZM37 176V175H36ZM34 177V179H36L37 177ZM43 176V175H42ZM66 175H64V177H65ZM69 176V175H68ZM87 176V175H86ZM122 176H125V175H122ZM148 176V175H147ZM169 176V175H168ZM173 176H174V174H173ZM181 176H182V174H181ZM187 175H185V177H186ZM198 176H196V178H198ZM208 176H210L209 174H208ZM228 176V175H227ZM242 176V175H241ZM240 176V177H241ZM255 176H257V175H255ZM264 176V175H263ZM46 177H47V175H46ZM45 177V178H46ZM101 177H103V176H101ZM131 177H132V175H131ZM163 177H164V175H163ZM166 177V176H165ZM171 177V176H170ZM178 177V179L180 178L179 177V175L177 176ZM203 177V176H202ZM220 177V176H219ZM224 177V176H223ZM254 177V176H253ZM0 178H2L3 179V177H0ZM26 178V177H25ZM33 178V177H32ZM72 177L70 176V179H71ZM73 178H74V176H73ZM77 179H78V177H76ZM109 178V177H108ZM184 178V177H183ZM187 178V177H186ZM193 178V177H192ZM205 178V177H204ZM210 178V177H209ZM222 177H220V179H221ZM227 178V177H226ZM230 177H228V179H229ZM234 178V177H233ZM249 178H251V177H248V179ZM255 178V177H254ZM263 177H261L260 179H262ZM1 179V180H2ZM6 179V178H5ZM22 179V178H21ZM38 179V178H37ZM63 179V178H62ZM64 179H66V177L64 178ZM117 179H118V177H117ZM151 179V178H150ZM185 179V178H184ZM183 179V180H184ZM206 179V178H205ZM224 179V178H223ZM228 179H226L227 181H228ZM236 179H237V175H236ZM241 179V178H240ZM243 179V178H242ZM256 179H258V178H256ZM9 180V179H8ZM11 180V179H10ZM40 180L41 179H39V182H40ZM47 180V179H46ZM50 180V179H49ZM48 180V181H49ZM73 180V179H72ZM80 181H81V179H79ZM90 180V179H89ZM107 180V179H106ZM144 180V179H143ZM167 180V178L165 179V181ZM181 180H182V178H181ZM214 180V179H213ZM222 180V179H221ZM244 180H245V178H244ZM264 180V179H263ZM3 181V180H2ZM1 181V182H2ZM65 181V180H64ZM86 181V180H85ZM124 181V180H123ZM158 181V180H157ZM188 181V180H187ZM186 181V182H187ZM196 181V180H195ZM205 181V180H204ZM208 181V180H207ZM229 181H230V179H229ZM247 181V180H246ZM256 181V180H255ZM14 182H15V180H14ZM27 182V181H26ZM29 182V181H28ZM43 182V181H42ZM51 182V181H50ZM83 182H84V180H83ZM90 182V181H89ZM126 182V181H125ZM162 182H164V181H162ZM175 181H173L172 183H174ZM191 182V184L189 185V183H188V185L189 186H191V185H193L192 184V181H190ZM197 182V181H196ZM195 182V183H196ZM201 182V181H200ZM213 182V181H212ZM215 182H216V184H217V179H215ZM224 182V181H223ZM44 183V182H43ZM48 183V182H47ZM46 183V184H47ZM52 183V182H51ZM69 183V182H68ZM71 183H73L72 181H71ZM109 183V182H108ZM146 183H148V182H146ZM178 183V182H177ZM176 183V184H177ZM181 183H182V181H181ZM194 183V184H195ZM199 183V182H198ZM202 183V182H201ZM204 183V182H203ZM206 183V182H205ZM208 183V182H207ZM206 183V184H207ZM210 183V182H209ZM222 183V182H221ZM221 183H218V185H217V187L219 186V184H221ZM260 183V182H259ZM262 183V182H261ZM7 184L8 183H5L4 185H6L5 187H7ZM11 184H14V183H11ZM20 184V183H19ZM28 184V183H27ZM35 184V183H34ZM53 184H52V187H53ZM62 184V183H61ZM60 184V185H61ZM65 184V183H64ZM63 184V185H64ZM79 184L80 183H78V186H79ZM99 184V183H98ZM104 184V183H103ZM140 184V183H139ZM180 184V182L178 183V185ZM183 184H184V181H183ZM211 184H214V186L216 185L214 182L213 183H211ZM210 184V185H211ZM229 184V183H228ZM241 184V183H240ZM242 184H243V182H242ZM251 184H253V183H251ZM256 184H257V182H256ZM44 185V184H43ZM93 185V184H92ZM126 185V184H125ZM185 185V184H184ZM205 185V184H204ZM208 185V184H207ZM222 185V184H221ZM250 185V184H249ZM259 185V184H258ZM260 185H263V184H260ZM3 186V185H2ZM11 186V185H10ZM18 186H20V185H18ZM32 186H33V184H32ZM39 186V188H40V191H41V186L40 185H38ZM65 186V185H64ZM71 186H72V184H71ZM115 186V185H114ZM162 186H163V184H162ZM168 186V185H167ZM174 186V185H173ZM172 186V187H173ZM182 186V185H181ZM187 186V185H186ZM213 186V187H214ZM226 186H227V184H226ZM251 186V185H250ZM49 187H51V186H49ZM51 187V188H52ZM58 187V186H57ZM110 187V186H109ZM179 188H180V186H178ZM191 187H193V186H191ZM203 187V186H202ZM212 187V185H211V188H213ZM222 187H223V185H222ZM231 187V186H230ZM229 187V188H230ZM232 187H233V185H232ZM236 187V186H235ZM251 187H253V185L251 186ZM250 187V188H251ZM256 189H257V187L256 186H254ZM260 187V191L262 190V189H264V187L263 188H261V186H259ZM47 187L46 186H44V189H46ZM59 188H61V187H59ZM65 188V187H64ZM113 188V187H112ZM111 188V189H112ZM137 188V187H136ZM171 188V187H170ZM174 188V187H173ZM181 188H183V187H181ZM196 188H200V187H198V186H196ZM205 187H203V189H204ZM208 188H210V187H208ZM220 188V187H219ZM234 188V187H233ZM243 188H245L244 187V184H243ZM0 189H2V187H0ZM15 189V188H14ZM23 189H25L24 188V186H23ZM29 189V188H28ZM28 189H26V190H28ZM32 189V188H31ZM44 189H43V193H44ZM68 189V188H67ZM81 189V188H80ZM106 189V188H105ZM151 189V188H150ZM178 189V188H177ZM185 189H186V187H185ZM192 189V188H191ZM191 189H186V190H188V191H190ZM206 189V188H205ZM204 189V191H206ZM223 188H221L220 190H222ZM227 189H228V187H227ZM232 189V188H231ZM246 189H248L247 187H246ZM39 190V189H38ZM52 190V189H51ZM54 190V189H53ZM52 190V191H53ZM57 190V189H56ZM76 190H78V189H76ZM93 190V189H92ZM119 190H121L120 188H119ZM183 191H184V188L182 189ZM202 190V189H201ZM200 190V191H201ZM212 189H210V191H211ZM213 190H214V188H213ZM212 190V191H213ZM216 190V189H215ZM230 190V189H229ZM248 190H250V189H248ZM254 190V189H253ZM253 190H250L251 192L253 191ZM5 191H9V190H5ZM11 191V190H10ZM29 191L31 192V190L29 189ZM46 191V190H45ZM59 191H60V189L57 191L58 193H59ZM62 191H64V190H62ZM66 192H67V190H65ZM70 191H72V189L70 190ZM114 191V190H113ZM113 191H111V190H109V189H107V190H103L102 191V195H101V197H100V199H99V201H98V204H97V206L95 207L96 208V211L98 212V215H99V217H100V222H101V226H102V228H103V230H105V233H106V235H107V237L109 238V241H110V243L114 246V245H116L117 247L116 248H118L119 249V251L121 252L120 253V256L121 257H123V255H121L122 253L126 256V254H131V255H133L132 257H138V259L140 258H142L143 260L145 259V258H147L146 260H152V261H155V262H157L158 264H167L168 263V255H170V253H169V251L170 252H172L171 253V255L172 254H174L173 253V251H171V250H173V247L172 246H174V245H172L173 243H176V245H177V243H179V241H178V237H177V233L175 234L174 232H172L171 231V233H156V230L155 229H151V226H150V223H149V220H148V215H147V213H146V211H144V209L143 208H140V207H137L136 206V203L135 202H133L132 200H131V196L129 195V194H123V195H120L119 193H116V192H113ZM135 191V190H134ZM173 191V190H172ZM182 191V192H183ZM196 191V190H195ZM217 191V190H216ZM216 191H215V193H216ZM242 191H243V189H242ZM257 191V190H256ZM19 191H17L16 190V193H18ZM22 192V191H21ZM28 192V191H27ZM37 192V191H36ZM47 192H48V190H47ZM56 192V191H55ZM61 192V191H60ZM81 192H83V191H81ZM92 192V191H91ZM99 192V191H98ZM143 192V191H142ZM169 192V191H168ZM168 192H166L165 191V193H168ZM202 192V191H201ZM207 192H208V194H211V193H209V191L207 190ZM207 192H206V199H208V197H209V195L207 196ZM222 192V191H221ZM231 191H229L228 193H230ZM236 192V191H235ZM264 192V191H263ZM8 193H10V192H8ZM35 193V192H34ZM52 193V192H51ZM53 193H54V191H53ZM53 193H52V196H57V194H55V195H53ZM65 193V192H64ZM96 193V192H95ZM172 193V192H171ZM180 193V192H179ZM183 193H185V192H183ZM187 193V192H186ZM185 193V194H186ZM218 193H219V191H218ZM218 193H217V196H219L220 194H222V193H224L225 194V191L223 190V192L222 193H219V195H218ZM253 193H254V191H253ZM262 193V192H261ZM260 193V194H261ZM4 194H6V193H4ZM19 194V193H18ZM35 194H37V193H35ZM41 194V193H40ZM48 194V193H47ZM68 194V193H67ZM195 194V193H194ZM198 194V193H197ZM227 194V193H226ZM234 194V193H233ZM255 194H259V193H255ZM260 194H259V196H260ZM12 195V194H11ZM15 195H17V194H15ZM22 195V194H21ZM38 195V194H37ZM36 195V196H37ZM44 195V194H43ZM62 195V194H61ZM70 195H72V194H70ZM92 195V194H91ZM161 195V193L159 194V196ZM202 195V194H201ZM205 195H204V197H205ZM223 195V194H222ZM221 195V197H223ZM228 195V194H227ZM227 195H225V197L227 196ZM232 195V194H231ZM234 195H236V193L234 194ZM239 195V194H238ZM248 195V194H247ZM251 195V194H250ZM6 196H7V194H6ZM14 196V195H13ZM12 196V198H13V200H14V197ZM19 196V195H18ZM23 196V195H22ZM26 196V195H25ZM40 196V195H39ZM47 196V195H46ZM46 196L44 197H42L40 200H42L43 198V200H45L46 201ZM62 196H65V195H62ZM84 196V195H83ZM87 196V195H86ZM95 196H96V194H95ZM140 196V195H139ZM166 196V195H165ZM178 196V195H177ZM187 196V198H188V195H186ZM216 196V197H217ZM240 196V195H239ZM245 196H246V194H245ZM252 196H254V194L252 195ZM30 197V196H29ZM29 197H27V198H29ZM51 197V196H50ZM53 197V198H54ZM58 197V196H57ZM179 197V196H178ZM182 197V196H181ZM193 197V196H192ZM215 197V198H216ZM227 197H229L230 198V195L229 196H227ZM238 197V196H237ZM243 197V196H242ZM262 197H264V196H261V198ZM37 198V197H36ZM35 198V199H36ZM70 198H71V196H70ZM80 198V197H79ZM81 198H82V196H81ZM96 198V197H95ZM94 198V199H95ZM173 198H175V197H173ZM199 198V197H198ZM201 198V197H200ZM233 198V197H232ZM231 198V199H232ZM249 198V197H248ZM248 198H247V200H248ZM48 199H51V198H48ZM47 199V200H48ZM55 199V198H54ZM66 199H68L67 197H66ZM94 199H93V201H94ZM137 199V198H136ZM138 199H139V197H138ZM164 199H166V198H164ZM191 199V198H190ZM189 199V200H190ZM193 199V198H192ZM195 199V198H194ZM211 199H213V198H211ZM225 199V198H224ZM230 199V200H231ZM235 199H237V198H235ZM251 199V198H250ZM259 199V198H258ZM10 200V199H9ZM12 200V199H11ZM10 200V201H11ZM39 200V201H40ZM42 200V201H43ZM61 200H62V198H61ZM77 200V199H76ZM78 200H81V199H78ZM172 200V199H171ZM182 200V199H181ZM201 200V199H200ZM202 200H203V198H202ZM204 200H205V198H204ZM217 200V199H216ZM222 200V199H221ZM221 200H219V198H218V200L217 201H220V202H222ZM229 200V199H228ZM257 200V199H256ZM261 200V199H260ZM9 201V202H10ZM45 201L43 202V203H45ZM51 201V200H50ZM59 201V200H58ZM68 201V200H67ZM93 201H91V202H93ZM144 201H145V199H144ZM185 201L187 202V199H185ZM198 201V200H197ZM207 201V200H206ZM205 201V202H206ZM233 201H235L234 199H233ZM244 201V200H243ZM1 202V201H0ZM16 202V201H15ZM19 202V201H18ZM37 202V201H36ZM41 202V201H40ZM53 202V201H52ZM59 202H61L60 203V205L62 204V202L64 203V200H62V201H59ZM81 202H82V200H81ZM186 202H183V203H181V204H183L184 206L185 205H187L186 204ZM192 202V201H191ZM213 202H214V199H213ZM213 202H211V203H213ZM220 202H218L219 204H221ZM237 202V201H236ZM245 202V201H244ZM256 202V201H255ZM259 203H260V201H258ZM261 202H263V201H261ZM22 203V202H21ZM27 203V202H26ZM26 203H24V205L26 204ZM32 203H34V202H32ZM158 203V202H157ZM189 203V202H188ZM193 203V202H192ZM197 203V202H196ZM195 203V204H196ZM198 203H200L199 201H198ZM203 203V202H202ZM208 203H210V202H208ZM231 203V202H230ZM239 203V202H238ZM238 203H236V204H238ZM253 203V202H252ZM15 204V203H14ZM13 204V205H14ZM29 204H30V201H29ZM41 204V203H40ZM69 204V203H68ZM81 204V203H80ZM142 204H144V203H142ZM176 204V203H175ZM194 204V203H193ZM217 204V203H216ZM224 204V203H223ZM240 204V203H239ZM247 204V203H246ZM262 203H260V207L262 208V205H261ZM5 205H7L6 203H5ZM12 205V204H11ZM10 205V206H11ZM39 205V204H38ZM43 205V204H42ZM45 205V204H44ZM53 205H55L54 203H53ZM59 205V206H60ZM64 205V204H63ZM168 205V204H167ZM170 205V204H169ZM172 205V204H171ZM190 205V204H189ZM215 205V204H214ZM213 204H212V206H214ZM222 205V204H221ZM221 205H220V209H221ZM250 205V204H249ZM263 205H264V202H263ZM9 206V205H8ZM7 206V207H8ZM9 206V207H10ZM47 206V205H46ZM62 206V205H61ZM71 206V205H70ZM81 206V205H80ZM83 206V205H82ZM188 206V205H187ZM211 206V205H210ZM223 206V205H222ZM232 206L234 207V202H233V204H232ZM247 206H248V204H247ZM255 206H257L256 204H255ZM0 207H2V206H0ZM5 207V206H4ZM8 207V208H9ZM38 207V206H37ZM41 207V206H40ZM48 207V206H47ZM52 207V206H51ZM50 207V208H51ZM56 207V206H55ZM191 207H192V204H191ZM230 207V206H229ZM3 208V207H2ZM20 208H22V206L20 205ZM19 208V209H20ZM59 208V207H58ZM178 208V207H177ZM198 208V207H197ZM205 208H208V206L207 207H205ZM204 208V209H205ZM216 208V207H215ZM214 208V209H215ZM217 208H218V206H217ZM218 208V209H219ZM239 208V207H238ZM252 208V207H251ZM254 208H256V207H254ZM254 208H253V210H254ZM1 209V208H0ZM6 209V208H5ZM4 209V210H5ZM17 209V208H16ZM35 209V208H34ZM41 209V208H40ZM47 209H49V208H47ZM88 209V208H87ZM169 209H170V207H169ZM188 209H189V206H188ZM222 209H224V208H222ZM234 209V208H233ZM244 209V208H243ZM260 209V208H259ZM37 210V209H36ZM60 210V209H59ZM62 210H64V208H62ZM153 210V209H152ZM151 209H150V213H151V211H152ZM200 210H201V208H200ZM230 211H231V209H229ZM235 210V209H234ZM240 210V209H239ZM11 211H13V209H11ZM35 211V210H34ZM38 212H39V209L37 210ZM44 211V210H43ZM51 211V210H50ZM54 211V210H53ZM65 211V210H64ZM156 211H158V210H156ZM192 211V210H191ZM203 211V210H202ZM201 211V212H202ZM229 211V212H230ZM243 211V210H242ZM250 211V210H249ZM248 211V212H249ZM254 211H256V210H254ZM16 212H17V210H16ZM20 212V211H19ZM26 212H27V210H26ZM36 212V211H35ZM70 212V211H69ZM68 212V213H69ZM92 212V211H91ZM154 212V211H153ZM153 212H152V214H153ZM159 212V211H158ZM167 212V211H166ZM193 212V211H192ZM198 212V211H197ZM200 212V211H199ZM218 212V211H217ZM220 212V211H219ZM236 212V211H235ZM251 212H253V211H251ZM260 212H262V214H263V210L262 211H260ZM28 213V212H27ZM47 213V215H48V213H49V211L47 212L46 210H45V214ZM51 213V212H50ZM165 213V212H164ZM185 213V212H184ZM187 213H191V212H187ZM214 213V212H213ZM247 213V212H246ZM258 213V212H257ZM256 213V214H257ZM3 214H5L4 212H3ZM2 214V215H3ZM31 214V213H30ZM29 214V215H30ZM36 214H38L37 212H36ZM44 214V213H43ZM44 214V215H45ZM54 214H55V212H54ZM53 214V215H54ZM56 214H58V213H56ZM64 214V213H63ZM74 214V213H73ZM177 214V213H176ZM199 214H201L202 215V213H199ZM211 214H212V212H211ZM216 214V213H215ZM241 214V213H240ZM248 214V213H247ZM252 214V213H251ZM261 214V215H262ZM8 215H9V213H8ZM11 215H13V214H10V216ZM19 215H20V213H19ZM47 215H45L47 218H48V216ZM59 215V214H58ZM69 215V214H68ZM67 215V216H68ZM161 215V214H160ZM163 215H165V214H163ZM169 215V214H168ZM186 215V214H185ZM185 215H184V217H185ZM192 215V214H191ZM194 215V214H193ZM5 216V215H4ZM3 216V217H4ZM38 216V215H37ZM36 216V217H37ZM40 216V215H39ZM45 216H43V217H45ZM49 216H50V218H51V214H49ZM150 216V215H149ZM182 216V215H181ZM181 216H180V219H181ZM190 216V215H189ZM195 216H196V214H195ZM194 216V217H195ZM214 216V215H213ZM217 216V215H216ZM215 216V217H216ZM224 216V215H223ZM226 216H228L227 214H226ZM237 216H238V214H237ZM236 216V217H237ZM251 216H253V214L251 215ZM256 216V215H255ZM17 217V216H16ZM25 217V216H24ZM42 217V216H41ZM60 217H62V216H60ZM175 216H173V218H174ZM197 217H198V215H197ZM205 217H207V218H209L208 216H205ZM221 217V216H220ZM260 217H262V216H260ZM9 218H11V217H9ZM14 218V217H13ZM27 218V217H26ZM26 218H24V220L26 219ZM30 218H32V217H30ZM39 218V217H38ZM160 218V217H159ZM158 218V219H159ZM167 218H168V216H167ZM171 218V217H170ZM200 218H201V216H200ZM202 218H203V216H202ZM202 218H201V222H200V220H199V222H200V226H199V228L203 225H201V223H204L203 221H202ZM217 218H218V216H217ZM223 218V217H222ZM255 218V217H254ZM253 218V219H254ZM2 219V218H1ZM15 219H17V218H14V220ZM46 219V218H45ZM44 219V220H45ZM51 219H53V218H51ZM60 219V218H59ZM76 219V218H75ZM189 219V218H188ZM211 219V221L210 222H207V223H205V225H207V229L205 230V231H207L208 230V233L206 234L207 235V237H205V238H203V239H205V245L203 244V246H202V249H203V247L204 246H207V248H208V244H213V243H215V245H216V247L215 248H213L212 247V245L210 246V251H209V249L207 250V251H209V252H207V253H209V260H210V263L212 262V263H217V264H264V234H258V233H255V232H253V233H248L247 232V229H246V227H242V226H239V225H237L236 223V225H234V226H231L230 225V222L228 223L227 221H225V220H227V219H225L224 221L223 220H216V222H214V223H212V217L210 218ZM214 219H216V218H214ZM213 219V220H214ZM235 219V218H234ZM237 219V218H236ZM243 219H244V217H243ZM256 219H258V217L256 218ZM255 219V220H256ZM6 220V219H5ZM19 220V219H18ZM38 220V219H37ZM46 220H48V219H46ZM55 219H53V221H54ZM169 220V219H168ZM168 220H166V221H168ZM184 220V219H183ZM245 220V219H244ZM262 220V219H261ZM260 220V221H261ZM16 221V220H15ZM22 221V220H21ZM26 221V220H25ZM59 221V220H58ZM185 221H186V219H185ZM193 221V220H192ZM207 221H209V220H207ZM239 221H241V219L239 220ZM248 221V220H247ZM250 221H252V219L250 220ZM259 221V222H260ZM34 222V221H33ZM48 222V221H47ZM63 222V221H62ZM187 222H188V220H187ZM198 222V221H197ZM244 221H242V225L244 224L245 225V223H243ZM246 222V221H245ZM258 222V221H257ZM255 223V225L256 224H258V223ZM5 223V222H4ZM13 223H14V221H13ZM28 223V222H27ZM43 223V222H42ZM57 223V222H56ZM59 224H60V222H58ZM74 223V222H73ZM158 223V222H157ZM172 223V222H171ZM177 223V222H176ZM254 223V222H253ZM262 223V222H261ZM15 224V223H14ZM44 224V223H43ZM42 224V225H43ZM50 224H51V221H50ZM49 223H48V226L50 225ZM53 224V223H52ZM195 224V223H194ZM232 224H234V223H232ZM249 224H251V222H249ZM248 224V225H249ZM5 225V224H4ZM8 225H10L9 223H8ZM11 225H13V224H11ZM25 225V224H24ZM32 225V224H31ZM30 225V226H31ZM54 225V224H53ZM52 225V226H53ZM162 225V224H161ZM187 225V224H186ZM185 225V226H186ZM191 225H193V222H192V224ZM253 225V224H252ZM251 225V226H252ZM262 225V224H261ZM51 226V225H50ZM158 226V225H157ZM169 226H170V223H169ZM179 226V225H178ZM188 226V225H187ZM27 227H28V224H27ZM26 227V228H27ZM36 227V226H35ZM38 227H40V219H39V225H38ZM41 227H43V226H41ZM45 227V226H44ZM47 227V226H46ZM80 227V226H79ZM191 227V226H190ZM193 227H194V225H193ZM249 227V226H248ZM247 227V228H248ZM259 227H260V225H259ZM258 227V228H259ZM63 228V227H62ZM66 228V227H65ZM67 228H68V226H67ZM74 228H76L75 226H74ZM161 228V227H160ZM174 228V227H173ZM179 228V227H178ZM203 228V227H202ZM205 228V227H204ZM30 229V228H29ZM49 229H50V227H49ZM79 229V228H78ZM262 229V228H261ZM15 230V229H14ZM24 230V229H23ZM31 230V229H30ZM96 230V229H95ZM159 230V229H158ZM157 230V231H158ZM167 230H168V228H167ZM167 230H165V231H167ZM170 230V229H169ZM179 230V229H178ZM181 230V229H180ZM190 230V229H189ZM193 230V229H192ZM29 231V230H28ZM40 231V230H39ZM47 231V230H46ZM49 231H51V230H49ZM65 231V230H64ZM63 231V232H64ZM99 231V230H98ZM198 231V230H197ZM200 231V230H199ZM202 232H203V229L201 230ZM6 232H7V230H6ZM33 232V231H32ZM35 232V231H34ZM42 232V231H41ZM58 232H60V231H58ZM72 232V231H71ZM96 232H97V230H96ZM196 232V231H195ZM258 232V231H257ZM262 232H264V230L262 229ZM39 233V232H38ZM46 233H48V231L46 232ZM50 233V232H49ZM104 233V234H105ZM180 233V232H179ZM184 233H187V231L186 232H184ZM183 233V234H184ZM201 233V232H200ZM199 233V234H200ZM206 233V232H205ZM33 234V233H32ZM44 234V233H43ZM42 234V235H43ZM53 235H54V233H52ZM51 234V235H52ZM57 234V233H56ZM61 234V233H60ZM59 234V235H60ZM68 234H70V232L68 233ZM181 235H182V231H181V233H180ZM197 234V233H196ZM2 235V234H1ZM9 235V234H8ZM13 235V234H12ZM15 235V237H14V239L16 240V234H14ZM24 235V234H23ZM28 235V234H27ZM48 235V234H47ZM50 235V234H49ZM58 235V234H57ZM63 235V234H62ZM96 235V234H95ZM193 235V234H192ZM204 235V234H203ZM20 236V235H19ZM44 236V235H43ZM56 236V235H55ZM54 236V237H55ZM80 236V235H79ZM84 236V235H83ZM184 236L185 235H183V240H184ZM4 237V236H3ZM8 237V236H7ZM32 237V236H31ZM47 237H49V236H47ZM62 236L60 235L59 236V238H61ZM69 237V236H68ZM68 237H66V238H68ZM196 237V236H195ZM5 238V237H4ZM43 238V237H42ZM70 238V237H69ZM201 238V237H200ZM13 239V238H12ZM13 239V240H14ZM19 238H17V240H18ZM40 239H41V236H40ZM51 239H53V238H51ZM99 239H100V237H99ZM202 239V240H203ZM2 240V239H1ZM45 240V239H44ZM59 240V239H58ZM57 240V241H58ZM71 240V239H70ZM69 240V241H70ZM89 240V239H88ZM255 240H258V241H256L255 243H254V241ZM5 242H8V241H6V240H4ZM11 241V240H10ZM42 241H43V239H42ZM46 241V240H45ZM49 241H51V240H49ZM54 241H55V238H54ZM66 241V240H65ZM64 241V242H65ZM95 241V240H94ZM105 241H106V238H105ZM207 241V242H206ZM208 241H209V243H208ZM0 242H2V241H0ZM32 242V241H31ZM44 242V241H43ZM52 242L53 241H51V245H52ZM60 242V241H59ZM62 242V241H61ZM61 242H60V244L59 245H54V247H52L49 243H46V244H48V246H51V247H46V245L43 247L42 245H40L42 242L40 241V244H39V250H40V252L39 253H41V254H43L42 256H40V258H41V260H43L44 261V263H42V264H67L64 260L66 259L64 256H66V255H68V252H66V249H64V247H65V245L66 244H68V243H64V245L63 244H61ZM88 242V241H87ZM184 242V241H183ZM193 242L195 243V241L193 240ZM203 242V241H202ZM12 243H14V242H12ZM15 243H16V241H15ZM14 243V244H15ZM22 243V242H21ZM93 243V242H92ZM169 243V244H168ZM199 243V242H198ZM201 243V242H200ZM1 244V243H0ZM2 244H3V242H2ZM1 244V245H2ZM33 244V243H32ZM36 244V243H35ZM45 244V243H44ZM56 244V243H55ZM82 244V243H81ZM87 244V243H86ZM180 244H181V242H180ZM207 244V245H206ZM0 245V246H1ZM4 245H5V243H4ZM11 245V244H10ZM9 245V246H10ZM21 245V244H20ZM107 245V244H106ZM106 245H103L102 244V246H106ZM172 245V246H171ZM7 246H8V244H7ZM9 246H8V249H9ZM14 246V245H13ZM19 246V245H18ZM40 246H42L43 248H40ZM67 246H69V245H67ZM66 246V247H67ZM193 246V245H192ZM194 246H196V245H194ZM193 246V247H194ZM25 247V246H24ZM65 247V248H66ZM69 247H71V246H69ZM180 247V246H179ZM192 247V248H193ZM198 247H199V245H198ZM211 247H212V249L214 250V251H212V249H211ZM3 248H4V246L3 247H1V249L3 250ZM18 248V247H17ZM19 248H20V246H19ZM23 248V247H22ZM30 248V247H29ZM72 248V247H71ZM80 248V247H79ZM88 248V247H87ZM97 248H98V246H97ZM100 248H101V246H100ZM99 248V249H100ZM115 248V249H116ZM191 248V249H192ZM200 248V247H199ZM7 249V248H6ZM7 249V250H8ZM10 249H12V248H10ZM69 249V248H68ZM176 249V248H175ZM187 249V248H186ZM194 249V248H193ZM197 249V248H196ZM196 249H195V252H196ZM204 249H205V247H204ZM38 250V249H37ZM70 250V249H69ZM82 250V249H81ZM106 250V249H105ZM113 250V249H112ZM177 250V249H176ZM10 251V250H9ZM14 251V250H13ZM73 251V250H72ZM80 251V250H79ZM83 251V250H82ZM86 251H87V249H86ZM85 251V252H86ZM89 251V250H88ZM118 251V250H117ZM178 251V250H177ZM176 251V252H177ZM190 251H192V250H190ZM190 251H188V252H190ZM206 251V250H205ZM204 251V252H205ZM216 251V252H215ZM7 252V251H6ZM81 252V251H80ZM187 252V251H186ZM188 252H187V254H188ZM200 252H202V251H200ZM1 253V252H0ZM4 253V252H3ZM22 253V252H21ZM71 253V252H70ZM180 253H181V250H180ZM38 254V253H37ZM82 254V253H81ZM97 254H98V252H97ZM100 254H101V252H100ZM117 254L119 255V253L117 252ZM186 254V255H187ZM205 254V253H204ZM16 255V254H15ZM34 255V254H33ZM32 255V256H33ZM36 255V254H35ZM91 255V254H90ZM93 255H94V253H93ZM131 255H130V257L129 258H131ZM185 255V254H184ZM2 256V255H1ZM10 256V255H9ZM38 256V255H37ZM71 256V255H70ZM70 256H68L67 257V261H68V258L70 257ZM109 256V255H108ZM128 256V255H127ZM193 256H195V255H193ZM192 256V257H193ZM207 256V255H206ZM205 256V257H206ZM87 257V256H86ZM88 257H89V255H88ZM95 257V256H94ZM111 257V256H110ZM113 257H114V254H113ZM118 257V256H117ZM121 257H120V259H121ZM134 257V258H135ZM171 257H175V256H171ZM3 258V257H2ZM33 258V257H32ZM43 258V259H42ZM90 258V257H89ZM93 258V257H92ZM100 258V257H99ZM106 258V257H105ZM104 258V259H105ZM114 258H116V257H114ZM125 258V257H124ZM179 258H180V255H179ZM8 259V258H7ZM10 259V258H9ZM18 259V258H17ZM26 259V258H25ZM109 259V258H108ZM118 259V258H117ZM119 259V260H120ZM123 259V258H122ZM141 259V260H142ZM170 259H172V258H170ZM180 259H184V258H180ZM179 259V260H180ZM187 259H188V262H191V264H194L193 262H192V260L190 259V258H188V256H187ZM194 259V258H193ZM14 260H16V259H14ZM74 260V259H73ZM82 260H84L83 259V257H82ZM127 260H128V257H127V259H126V262H127ZM131 260V259H130ZM136 260V259H135ZM135 260H133V261H135ZM145 260V261H146ZM203 260V259H202ZM1 261V260H0ZM4 261H5V259H4ZM95 261V260H94ZM94 261H93V264H95L94 263ZM98 261H100V260H98ZM111 261V260H110ZM117 261V260H116ZM138 261V260H137ZM136 261V262H137ZM175 261V260H174ZM177 261H178V259H177ZM187 261V260H186ZM185 261V262H186ZM198 261V260H197ZM12 262V261H11ZM29 262V261H28ZM69 262V261H68ZM74 262H75V260H74ZM82 262H84V261H82ZM103 262V261H102ZM141 261H139V263H140ZM171 262H172V260H171ZM171 262L170 263H168V264H171ZM176 262V261H175ZM174 262V263H175ZM195 262V261H194ZM7 263V262H6ZM31 263V262H30ZM76 263H77V261H76ZM99 263V262H98ZM111 263V262H110ZM113 263H115V262H113ZM128 263H131V261H129ZM139 263H137V264H139ZM143 263V262H142ZM149 263V262H148ZM180 263V262H179ZM178 263V264H179ZM187 263V262H186ZM196 263V262H195ZM8 264H9V262H8ZM22 264H23V262H22ZM69 264H74V263H69ZM102 264V263H101ZM105 264H107V263H105ZM117 264H119V263H117ZM123 264V263H122ZM127 264V263H126ZM136 264V263H135ZM141 264V263H140ZM145 264H147L146 262H145ZM152 264H154V262L152 263ZM181 264H183V261H182V263ZM205 264V263H204ZM209 264V263H208Z\"/></svg>","mask_w":264,"mask_h":264}]
</instances>
